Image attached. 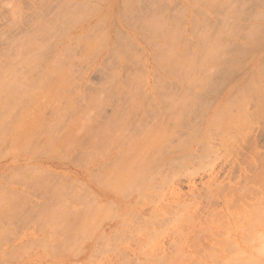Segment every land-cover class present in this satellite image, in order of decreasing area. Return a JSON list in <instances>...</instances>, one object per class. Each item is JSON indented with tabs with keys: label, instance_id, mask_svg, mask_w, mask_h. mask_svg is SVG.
<instances>
[{
	"label": "rangeland",
	"instance_id": "374dc122",
	"mask_svg": "<svg viewBox=\"0 0 264 264\" xmlns=\"http://www.w3.org/2000/svg\"><path fill=\"white\" fill-rule=\"evenodd\" d=\"M201 1L200 0H120V2L125 3V5H123L122 3L120 4L121 10L123 8H126L125 12H124L125 17L123 16L124 19L118 18L116 20L117 22L113 19L114 22H112V20H108L106 18V16L104 17V15H103V17L106 20L101 17L102 14H105L104 11L106 10L110 0H0V71H3L4 72L3 74L7 75L10 78V80H8L9 78L7 77L8 78L7 80L10 81V84H9V82H7L9 85L3 84V82H2V84H0V87H1L0 94L3 95V96H0V132H1L0 138H1V136H2V138L4 137L3 138L4 141H2V138L0 139V190L2 191V192L0 191V264H112V263L113 264H131V263H133V264H147V263L150 264L151 262H152V264H154V259H155V263L158 262V264H162L163 260L162 261H161V259L159 260L162 263H159V261H156V259H158L157 255H161L160 253L163 251L164 252H170L171 251L170 248H173V252L175 251V249H178V251L182 250L181 252L184 253L183 256H180L177 254L178 251L177 252L175 251L176 252L175 256L178 255L177 260L178 261L181 260V262H179L178 264H264V249H263L264 248V242H263L264 239L261 240L264 237V230H263L264 229V224H263L264 222H261V220L263 221L264 218L261 219V217L258 216L260 219L256 220L255 218L257 215H255V216H253L254 219H250L249 221H246L249 218H247L246 215L243 216V218L240 220L241 223H243V224L240 223L242 226L238 223V225H239L238 228H236V226H237V224H236V226L233 227L235 229L232 228L230 231V233L235 232V234L239 237L238 238L239 240L237 239V241H235V243H234V241H231V244L233 243V246L231 245V247L232 248L234 247V249H232L229 245V247L232 250L230 248H229L230 250L229 249L226 250L224 243L227 244L228 240L226 242L223 241V245L222 244L220 245V243H218V245H217L215 243L217 238L219 240V239H221V237H223V235H220V236L213 235L216 233V230H217V228H215L213 226L212 227H213V229H215L214 230L215 233L213 231V234H212L213 229L210 227L211 226V221H210L211 219L210 218H213V216H211V215H213L214 212L218 213L217 210H219L221 208L223 211L222 214L224 213V215L226 213H229L230 215H232L233 214L232 212H234L235 215L239 214L240 212L243 213V210L241 211L240 209H244L246 207L248 208V204H250V202H251V200L249 198H248L249 199L248 200L246 197L251 196L250 193L253 191V189L254 188L256 189L259 185H262V182L259 183V185L254 186V185H251L252 184L251 181L249 183L243 182L244 181L242 179L243 176L240 178L242 171H239V168H237V167L243 166V164L245 165L246 162L243 163L244 162L243 160L250 162V159H249L250 154L248 153L247 150H242V152L238 150L239 153H235L237 151V149L233 150L234 146L229 145L228 147H229L230 151H228V147H226L225 151L228 154L225 151H224L225 152V154H224L223 153L224 149L221 150L219 147V148H217L218 149V151H217L218 155L222 152L223 153L222 159L225 155H227L226 159L229 161L225 162V160H224L225 158H224L223 161H222V159L221 160L216 159L218 162L216 161L217 163L216 162L212 163V161H211V160H213V157H211V156H213L212 147L210 149L209 145L212 144V142H211V140L213 138L212 136L215 137V134L214 135L210 134V133H213V131L211 132V130H213V128L211 129L209 122H208L209 121V115H210L209 108L211 107V105L215 101L219 100V97L224 93V89L226 88V86L229 83H234V82L239 83V81L240 82H247L250 80V78H253V80H252V82H250L251 81L250 80L249 83H253L254 81L255 82L264 81V70H263L264 69V34H263L264 33V0H225V1L220 0L221 3L217 2L218 4L215 3L214 5L209 1L210 2L209 5L211 4L209 7L207 5L204 6L205 4L208 3L207 0H203L204 3L203 2L200 3ZM65 9H66V11H65ZM79 11H81V13ZM84 15L85 16L87 15L86 16L87 18L84 17V19H82V17ZM80 16H81V18H80ZM78 17L80 19H76ZM99 17L104 19V21L101 22L99 20L100 23L98 22L99 24H101L100 25L101 29L99 27V24L97 23L98 19H101ZM77 20L78 21L82 20V22L79 21L80 22L79 23ZM223 21H225V22H223ZM94 23H96V24H94ZM148 23H150L151 25ZM160 23H161V25H160ZM96 25H98V27ZM158 25H159V29H158ZM221 25H224V27L222 26L223 27L221 29L222 31L220 30ZM161 26L163 27V29H162L163 31H165L164 29L166 28L168 33H169V31L170 32L174 31L176 33V34H174L175 37H173V39L175 38V45H174V43L169 45V46H171V50L174 49L177 51H181L182 47H183V49L186 47L194 48V45H197V47L195 46L196 48L200 49V47H201V49H202L204 47V44H207L206 45L207 47L205 46L204 48H206L205 50L209 49V59H207L209 61V64H208L209 74L207 77L209 79L208 80L209 87L205 86V85H207V82L205 83V81H204L202 83V85H200L202 87L198 86V88L200 89V90L198 89V91L195 90L197 87L194 89L195 91H193L192 90L193 88L190 87V85H189V87L192 89H187L186 85L188 83L185 82L186 80L184 81L186 83V85H185V83H182L181 80H179L180 77L178 75L170 74V71H168L166 69L161 72V68L160 69L158 68L159 65L157 67V64H159V62H161V63L166 62V58H165V56H163L161 54V52H165V50H170V47L168 46V44H170L172 42V41L171 42L168 41V37L166 40L167 42L165 41L166 38L164 36L168 35V34H165V32H164V36H163V31L161 34V30H160ZM259 26H260V29H259ZM254 27H258V28H254ZM153 28H157L158 32H155L157 30L153 31ZM33 30L34 31L40 30L39 33H38V31H36L37 34L34 32L35 33L33 36L34 38L32 37V40H31V45H32V43H33L32 41H34L33 39L36 38L33 45H35V46L37 45L36 47L38 50L35 49L38 51V52H36L37 53L36 56H38V53H40V55H39L40 61L39 60H36L34 62L32 61V63H34L36 65V69L32 65H30L28 62V64L34 68L32 71V70H29V68L27 69V67H29V66L25 67L26 68L25 69L24 68L25 65L23 66L21 64L23 61L25 62V60H23L24 55H22V54H25V56H26V53H28V52H24L25 51L24 49L28 48L27 46H29V47L31 46L30 43H29V45H27V44L25 45V43H26V41L28 43L29 39H27V37L31 33V31H33ZM102 30H103V32H101ZM250 30H252V31H250ZM253 30H255V31L258 30V32L260 30V33L255 32ZM98 31H99V35H98ZM199 31H201V32L205 31V34L206 35L208 34L207 37L209 38V41L205 39L206 40V43H205L204 42L205 40H202L201 38L198 39L200 36L196 37V35H197L196 33H200ZM224 31L225 32L227 31V33H224ZM100 32L104 33L103 35H105V36L103 37ZM157 33H159V34H157ZM202 33H201V35H202ZM251 33H253L252 34L253 36L250 35ZM32 34H33V32H32ZM62 34H64L65 36L63 35L64 36L63 37ZM118 34H119V36H117ZM120 34L121 35L123 34L124 36L123 35L121 36ZM247 34L252 37V40L250 39L251 41H249ZM256 34L260 35L259 36L260 39L258 38V36ZM114 35L117 36L118 39H115ZM152 35L156 39L152 38L153 40H150L151 39L150 37ZM246 35H247V38H246ZM23 37H25V38H23ZM30 37H31V34L29 35V38ZM93 37H96L98 41L97 40L92 41L94 39ZM124 37H127V38H124ZM251 37H249V38H251ZM104 38L105 39L107 38L106 41H104L105 40ZM245 38L248 40H246ZM254 39L255 40L259 39V41H257V43H256ZM36 40H37V43L35 44ZM100 40L104 41L103 45L101 44L103 42L102 41V42H100V45H96V47L93 46V42H96V44H99ZM154 40H155V42H154ZM207 41H208V43H207ZM21 42H23L24 45ZM55 42L58 44H56ZM202 42H204V43H202ZM155 43H157L158 45L157 44L154 45ZM19 44H22V47L24 46L23 47L24 49L22 47L20 48ZM38 44H39V47H41V49L38 47ZM33 45H32V51L34 50L33 48H36ZM53 45H55V46H53ZM94 45H95V43H94ZM110 45H112L111 48L108 47ZM198 45L200 47H198ZM62 46H63V48H66V49L64 50L62 48ZM99 46H101V47H99ZM92 47H94V48H92ZM209 47H211V48H209ZM204 48L202 50H204ZM218 48H219V50H218ZM18 49L20 50V53H19ZM30 49H31V47H30ZM30 49L28 48L30 53L33 54ZM189 50L191 51V49H189ZM189 50H186V51L189 52ZM17 51H18L19 55H18ZM21 51H22V53H21ZM63 51H66V52H63ZM55 52L56 53L58 52V54H59V52H60V54H62L61 52H63L61 57H62V60H64V61H62L61 63L66 62L65 64L63 63L64 65H66L65 67H67V69H64V70H65V73L68 71L66 73L67 75L70 71V73H69L70 80L68 82L67 79L69 77L67 75H65L67 77V79H65V80L68 83L66 86V90L64 87H63L64 89L59 88L61 90L59 92L64 91V95H63L64 97H62V95H61L60 99H59L60 102L58 100L55 103L58 102V103H60V105L53 103V104H50V106L53 107V105L55 104L56 106L58 105V107L59 106L62 107L63 104L65 105V102L68 105L70 104L72 106L71 109L67 106L66 107L69 110V112L67 111L68 113L72 112L70 110L75 109L72 114L69 115L67 113L68 114L67 117L63 116V115H65V113L61 112L62 109L65 107L63 105V108H60L61 110L58 109V111L60 110V113H62V114H59L61 116H59V115H57V116L61 117V119H62L61 121H64V119H65V121L67 120V122L69 119H73V121H74V118H78L79 120L78 119L77 120L80 122L79 124H82V126H80L81 129H84L82 127L85 124H87L86 121H88V120H83L84 118L87 117V115H85V114L82 115L83 111L84 112H88L87 110L91 111V114H90V111L88 113L91 115L90 119L91 120L93 119L92 120L93 124H91L92 122H89V121H91V120H89L88 124L90 123V127L88 128L85 125V127L88 128L89 131L86 130L85 133L79 132L80 134L77 132L76 134H78V136H75V133H73L74 134V136H73L72 132L70 131L72 126H75L74 128H76V126L79 125L78 121L76 119L75 120H76L78 125H75V123L72 122V120H71L70 122H72L73 125H70L71 126V127L69 126L70 129L67 130L66 129L67 127L65 126L66 127L65 128L62 125V124L65 125V123H60V121H58L59 118L55 119V117L57 118V116H56V114L53 113V109L49 106V101H47L48 105L44 103V101H46V99H44L46 97L45 95H44L45 96L44 97L43 95H41V93L40 94L38 93L39 95L43 96L41 99L39 97V100H37L38 102L43 100V102H39V105L37 106V108L40 111L36 108V106H34L35 108L32 107L33 104L37 105L36 103H34L32 101V99H34V98L31 99V97H33L32 94L30 93L31 96H29V98L27 96V95H29L30 91L35 90L34 87H36V89H37V86H34V87H31L33 89L30 90L31 88H30L29 84L30 85L31 84L36 85V82H37L39 87H42V85H44V82L47 78L44 80L45 77L43 78L42 74L44 76H46L47 75L46 72L47 73L50 72V71H48L50 66H52L55 71L58 70V72H59L61 70L59 68L62 67V64L58 63V61H56L58 58V55ZM188 54L186 55V57L189 56ZM55 55H57V58ZM15 56L17 58H19V57L20 58L17 60V58ZM34 56H35V52H34ZM53 56H55L56 59H54ZM159 56H160V58H158ZM29 57H31V56H26V58L28 60H29ZM27 59H26V61H28ZM35 59H36V57H35ZM155 60H157V62H158L157 64H156ZM60 64H61V66H59ZM260 64H262L263 66L261 67ZM48 65H50V66H48ZM20 66H22L23 68ZM19 67L22 70L19 69ZM55 67L58 69H56ZM164 67H166V66H164ZM164 67L162 69H164ZM63 68H64V66L62 67L61 72L63 71ZM154 68L157 72L154 71ZM257 68H258L257 74L252 73V75H250L251 70H254V69L257 70ZM38 70H39V72H37ZM44 70H46V71H44ZM50 70H51V68H50ZM24 71L28 77L24 75ZM27 71H30V73L28 72L30 75L27 73ZM40 71H42L41 72L42 74L39 75ZM55 71L51 70L52 73H50V74L48 73V75H51V74L53 75V72L56 75V73H58V72L55 73ZM189 71L187 72V70H183V74L187 78H189L191 74H196V75L202 76L204 73V72L202 73L203 70L202 71L200 70L199 72L198 71L197 72L196 71L195 72L194 71L189 72ZM21 72H22V74H21ZM157 73H158V75H157ZM0 74H2V73L0 72ZM155 74H156V76H155ZM34 75H36L35 78L37 80L35 78H32V77H34ZM48 75L46 77H48ZM159 75H160V77L158 78ZM187 75H189V76H187ZM135 76H138L139 80H136ZM30 77L32 79L29 80ZM55 77H52V78H55ZM59 77L60 76H58L57 79H59ZM62 77H63V81H64V74ZM134 77H135V79H134ZM24 78H26L27 81H30V82H27L26 80H24ZM52 78H49L50 80L45 82L46 88H47V86L50 85V84L48 85V82L51 81ZM3 79H4V77H3ZM42 79L44 80V82ZM53 81H54V79H53ZM56 81L58 82V80H56ZM61 81L59 79V82L57 84H59ZM131 81H132V83L135 82V84H136V82H137V83H140L141 85L135 86V84L133 85L131 83ZM52 83H54V82H52ZM181 83L183 85H181ZM220 83H222V84H220ZM153 84H155V85H153ZM214 84H216V85H214ZM6 85L8 86V88ZM19 85H21L22 87ZM24 85L26 86V89H25ZM53 85H55V84H53ZM137 86H138V88H137ZM23 87L25 90L23 89ZM52 87H54L53 89L57 88L56 86H52ZM134 87H136V89ZM212 87L214 88V90L212 89ZM46 88H44V89L47 90ZM158 88H160V89H158ZM219 88H221L222 90L221 89L219 90ZM2 89L5 90V91H3L4 94H2ZM15 89H17V91H15ZM157 89L159 90V93L161 92V89H162V93L159 94ZM148 90L150 93L148 92ZM216 90H219V91H216ZM22 91H24V92L21 93ZM25 91L26 92L29 91V92H27V94H25ZM42 91H44V90H42ZM55 91L58 92L57 90H55ZM35 92L34 93L32 92L33 95L35 94ZM48 92H50V91H48ZM143 92H145V93L147 92L149 94L146 93L147 94V96H146V94L145 93L143 94ZM51 93L54 94V92H51ZM43 94H45V93H43ZM48 94L49 93H47V98L49 100L52 97L50 96V94L49 95ZM156 94L157 95L159 94L158 95L159 97ZM212 94H214V95H212ZM56 95L58 96V94H56ZM68 96H71V97H69L70 100H69V98H67ZM91 97H93L94 100L97 98L96 99L97 102L95 101L97 103V105L93 104L92 101H94V100L90 101ZM130 97H131L132 101L134 100L133 103L131 102V104L129 103L131 101ZM141 97H142V99L143 98L144 99L142 100ZM211 97H212V100L214 98V100H215V101L213 100L214 102L212 100H210ZM57 98H59V97H57ZM177 98H179V99L185 98V99H190V100L192 99V101H194V100L195 101H194L193 105H192V103H190L192 106H190V107L186 106L187 108L184 109L182 104H185L184 103L185 99H183L184 102L182 103L181 102L182 100L177 102L178 100H175ZM36 99H38V98H36ZM52 99H54V101H55V97H53ZM139 99L141 102H143L142 103L143 106L141 105V102H139ZM170 99H173L177 103H179V104H176V107L174 106V109H176L175 112L173 111V107H169L170 101L173 102V100H170ZM167 100H169V101H167ZM4 101L7 102V105H10V104H8L9 101L10 102L13 101L14 106H16V105L23 106L22 107L23 111L24 110L27 111L26 108L27 109L29 108V110H28L29 113H27V112L26 113L27 114L31 113L30 115H34L33 113H35V114L37 113V112H33V111L37 110L39 113H41V111H42V113L47 117L48 123L45 124L47 119L45 120L44 118H46V117H44V118L42 117L45 120V122L41 121V123H43L44 125L39 124V122H38L39 125L44 126L40 129L41 132L39 131V128L37 129L38 133L34 132V133H36V137L38 135H40V133L42 134L40 137L39 136L37 137L39 141L36 139V137L33 133H32V135H33V140H32L31 135H29V132H27L28 131L27 126L30 125V124L28 125L27 123L30 122L31 125H33L34 121H32V120L34 117L36 118V116H30V118H28L29 115L25 116L24 114L21 113L22 112L21 106H16V108L14 107L13 109H9L11 106L10 105V106H7L8 107V109H7V107H4L5 106L4 104L6 103ZM17 101L20 104H17ZM34 101H35V99H34ZM70 101L72 102V104ZM52 102H53V100H52ZM189 102H190L189 100L186 101V103H189ZM137 103H140V105L142 107L141 106L138 107L139 104H137ZM173 103H175V102H173ZM210 103H211V105H210ZM168 104H169V106H168ZM172 104H171V106H172ZM55 105L53 108H56ZM129 106L130 107L132 106V107L129 108ZM168 107L170 110H172L173 115H171V111H168ZM4 109L11 110L12 113H10V112L6 113V110H4ZM18 109L21 110V112L19 111V114H15V112L18 111ZM34 109H36V110H34ZM85 109H87V110L85 111ZM130 109L132 110V112L130 111ZM54 110H56V109H54ZM58 111H56V113ZM63 111H64V109H63ZM64 112H66V110ZM8 113H10L9 116H11V118H10L11 120L8 119V116L6 118L4 117ZM79 113L81 114V116L78 115ZM120 114L122 115L121 118H124L123 119L124 121L122 120L123 123L120 126L121 128L117 129L115 126V123H111V122H112V119H114V118L115 119L118 118L119 120H121V118H119V116H121ZM37 115H38V117L44 116V115L40 116L39 114H37ZM84 115L86 117H84ZM68 116H70V117H68ZM82 116H83V118H82ZM171 116H173V117L176 116L177 117V118L175 117L176 120L175 119L173 120V117H171ZM3 117L5 119H3ZM14 117H15V119L18 118V120L21 122L26 121L25 124L24 123L22 124L19 121H17L16 123H17L18 127L21 129L20 133L21 132H22V134L25 133L29 137L30 143H28V141L25 140V138H23L24 136H22L21 134L20 135L22 136V138H20V139H23V140L19 139V137H20V136L18 137L19 129H17L15 126L14 127L18 131H15V129L11 128L12 129L11 132H9V133L3 132L2 133L3 129H5L6 131L7 130L9 131V129H10L9 126L11 127L12 124L16 125V123H13L15 120ZM38 117H37V119H38ZM35 118H34V120H35ZM26 119H28V120L32 119V120L28 121ZM12 120H13V122H11ZM39 120H40V118H39ZM56 120L61 125L60 124L58 125ZM108 120L111 121L110 123L112 124V126H115L114 128L117 129V130L116 129L114 130L113 133L114 134H115V132H117V133H116V135H113V136H115V137L117 136L116 138L114 137V139H117L119 143L116 142V143H118V144H116L115 142H113L115 140H112L113 139V138H111V137H113L112 135H110L111 137L109 138V141H112L115 144V146L111 142H108V141L105 142L106 143L105 145H104V141H98L97 135L98 134L100 135L99 136V140H100L102 137L101 132L104 134V132H103L104 130L103 131H97L98 128H96L95 130H96V132H98V134L96 135V132L94 134H92V132H91V134L93 135L92 138H91V136H88V134H87L96 126L100 127V128H103L102 127L103 125L108 127L106 124H108L110 126L111 124L107 123ZM9 121H10L11 125L7 126V124H9ZM84 121H85V124H84ZM70 122H69V124H71ZM113 122H115V121H113ZM119 122H121V121H119ZM2 123L4 125L6 124L5 125L6 128L4 127V125ZM51 123H52V126L56 125L58 129L54 128L56 126H53V127L48 126ZM116 123H118V122H116ZM125 123H126V125H125L126 127L124 126V129H123V125ZM118 124H120V123H118ZM36 125L34 124V126H36ZM91 125H95V126H92L93 127L92 128ZM143 125L144 126L146 125L147 127L150 126V127H148L150 129L152 126L154 128H156L157 125L159 127H162L164 125L163 127H165L164 129L167 131L166 133H167L168 137L164 135V137H167V138H165L166 139L165 140L164 137L161 136V137H163V140H165V142L163 141L162 145L158 147V149H157L158 153H156V154L153 153V152H157L154 149H153L154 151L146 150V152L148 151L151 153V154H149L147 152L148 153L147 155H150L148 157H151L152 154H155V155H153V157L156 155L159 157L161 155V157H160V159L158 157H155L156 159H158L157 160L158 164L153 162L151 164L153 167L150 165L152 168H154V166H157L156 170H154V169L150 170L151 172L153 171L154 173L153 172L152 173L149 172L150 174L147 173L148 175H150V177L145 174L147 176V177H144L146 180L143 179L142 176H145V175L142 172L138 176L139 180H141V178H142L141 183L138 182V180L135 181V179H134V181H135L134 184L136 182H138L134 186V191L137 190V188H138V191L140 193H142L145 190L142 194H140V193L137 194L138 191L134 192L133 189H130V190L128 189V188H131V186L134 184L131 183L132 185L127 188L128 189V192H127V189L125 190V187H124L126 183L125 184L123 183L124 188L121 187V185H120V187H119L120 189H118V187H114V186L118 185L117 180L115 178H113L112 175H109L110 178H108L107 176H108L109 171H112V168L113 169L115 168L116 162H118V164H119V161L123 157L122 156L119 159V161L118 160L116 161L117 157L115 155L120 156L119 153L124 152L125 154H127L126 156H129L128 154H131V153L133 154V156H136V155H134L135 153H133V152L136 151L137 149L136 150L129 149L131 147V144H130V147L128 146L129 141H130L129 139H132V137L136 136V138H138V140H136V141H141L144 137L145 132H147V131L143 132V130H145ZM30 126L28 127L29 130L34 128L33 126H32L33 128H30ZM46 126H48L50 129L52 128L51 131L52 130L53 131L50 133V134H52L51 135L52 137H54V135L57 134L55 132V130H58L60 132L59 137L62 136L61 138H63L62 139L63 144L61 143L60 145H58V143H60V141H62V140H60L61 138L57 139L58 143L56 141V138H59L58 135L56 136V138H54V140L56 141V143L58 145V148L60 147L58 150L56 149L57 152L55 151L56 152L55 154L53 152H54V147L56 146L55 145L56 143L53 144L54 146L52 145L53 148H51L52 147L51 146L52 143H51L50 147L47 146L49 148V150L46 149L47 148L46 144L51 142L50 141L51 138L50 139L47 138V137H50V136H48L49 134L45 133L43 135V133H42L43 130H46L49 133L50 129L48 128L49 129L48 130ZM112 126H111V128H113ZM140 126H143V127H140ZM23 127H25L27 131ZM45 127H46V129H45ZM147 127H145V128H147ZM159 127H158V129H159ZM163 127L161 129H163ZM90 128H92V129H90ZM108 128H110V127H108ZM111 128H110V130H111ZM104 129L106 130L107 128L104 127ZM158 129H156V130H158ZM34 130H36V129H34ZM108 130L109 129L106 130L107 133H108ZM118 130L121 132H118ZM154 130L151 132H154ZM165 130H164V132L162 131L163 132L162 134H165ZM13 131L15 132V134L18 133L16 136L19 139V141L17 140V138H16L17 141L14 140L16 136L12 137V134L15 135L14 133H12ZM46 131H44V132H46ZM59 132H58V134H59ZM149 132H150V130H149ZM2 134L3 135L5 134V136L7 135V137L5 138V136H3ZM10 134H11V139H10ZM108 134H107V136L109 137ZM26 135H25V137H26ZM94 135L97 138H95ZM93 138L97 139L98 142L92 141V140H95ZM217 138L218 137L216 136V138L215 139L213 138V139L216 140ZM35 139L37 140V142L35 141ZM102 139H103V137H102ZM106 139H107V137H106ZM157 139H156V142H157ZM218 139H217V143H218ZM256 139L258 140V146H259L258 148L260 150H262V145L264 144V134L259 133L258 136L256 137ZM40 140H43V142ZM7 141H9V142H7ZM22 141H24V142L27 141L25 144L27 145L26 147H28L29 150L25 146L22 147L24 145V144L23 145L21 144ZM32 141L33 142L35 141V145L29 147L30 145H32V143H31ZM161 141H162V139L160 140V143H161ZM182 141H185V143L184 142L183 143L185 144L184 147H186V148L183 147L184 150L179 148V149H181V150H179L177 147H180L179 144ZM39 142L42 144H40ZM45 142H46V144H45ZM64 142H65V144H64ZM178 142H180V143H178ZM37 143H39V146H42L43 148L42 147L40 148ZM109 143L111 144V147H110ZM136 143H133V145ZM18 145H19V148H17ZM20 145H22L21 147L23 149L20 147ZM91 145L93 147L95 146V148H96V149L94 148L95 151L90 149L92 147ZM156 145H157V143H156ZM158 145H160V144H158ZM212 145H210V146H212ZM35 146H37L38 148ZM157 146L155 148H157ZM174 146H176V147H174ZM88 147H89V150H92L91 153L94 152L93 155L95 157L91 153L89 154V152H85V151H89V150H87ZM217 147H218V144H217ZM50 148L53 150V151L51 150L52 154L50 153ZM103 148L105 150H102ZM34 149L40 150L42 153L40 151L38 152ZM26 150H28V151H26ZM130 150L133 152L129 153ZM150 150H152V149H150ZM98 151H102L103 153L101 152V154H100ZM116 151H119V152H116ZM139 151L137 150V153ZM143 151H145V150H143ZM140 152L143 153L142 151H140ZM244 152H246L245 155L248 154V156H249L248 159L244 155H243V159H242V154H244ZM85 153H87V155ZM141 153L139 155H137V157H140L141 161H145L147 158L144 156V154H141ZM125 154H124V157H125ZM239 154H241V155H239ZM263 154H262V156H263ZM91 155L94 158L91 157V159H90ZM131 155H130V157H131ZM173 155L174 156L177 155V156L174 158ZM180 155H182V156H180ZM186 155H187V157H186ZM85 156L87 157V159H85L86 158ZM178 156H179V158H181L180 160H179ZM228 156H230L231 159H234V160H232V162H231L230 157L227 158ZM237 156L241 157V158L238 160ZM182 157H184V158H182ZM244 157H245V159H244ZM134 158H135V160L133 162L135 164L136 161H138V160L136 157H134ZM144 158H146V159H144ZM173 158H174V160H173ZM217 158H218V156H217ZM219 158H221V157H219ZM110 159H112V161ZM123 159H122V162H123ZM152 159L149 158L148 161H150V160L154 161ZM156 159H155V161H156ZM182 159H184L183 162H182ZM113 160H114L115 164H114ZM240 160H241V162L239 163ZM174 161H175V164H173ZM233 161H236L235 162L236 165L239 163L237 165V167H235V169L236 168L238 169L236 171H234L235 169L233 167L234 166ZM107 162H109L108 163L109 165H107L108 167L106 166ZM161 162H164V163H161ZM166 162L169 166L166 164ZM221 162H223L222 163L223 166L221 165ZM226 163L228 165L229 164L230 165L228 166ZM110 164H112V165L114 164L115 166L111 165L112 166V168H111V167H109ZM118 164H117V166H118ZM134 164H133V166H134ZM137 164H138V162H137ZM170 164H171V166H170ZM211 164H212V166H211ZM247 164L248 163H246L245 167H248L249 164L248 165ZM119 165L121 167L122 165H124V162H123V164H119ZM160 165H161V167H159ZM226 165H227V167H226ZM214 166H216V169L217 168L219 169L221 166L223 167V169H221L220 173L218 174L220 179L218 177V179L216 181L219 180L221 185L224 182L227 183L225 191L228 187V184L230 185L231 181H232L231 182L232 185H234V186L233 187L229 186V187L234 188V187H237V186L239 187L240 185H242L241 180H243L242 181L243 183H245L247 185L249 184L248 187L250 189L246 188L247 185H244V184L242 185V186H246L244 188L249 189L251 191V192L246 191L249 195L244 198V194L246 192L245 193L242 192V190L244 189L242 187L243 189L240 190V192H242V195L239 194V197L242 196L243 199L241 197H240L241 198L240 199L237 196L239 192L236 193L237 192L236 191L235 193L237 195L234 194L235 195L234 196L232 193L235 190L232 189V191H231V189L228 187L230 189V194L227 195L228 202L231 203V202H234L236 200L234 202L233 206H230V208H227V204H226V207L224 205V208H226V209H223L222 200L220 203L221 205L220 204L215 205L212 202V199L208 193L210 184L211 183L213 184L212 177H211L212 175H210L209 173L213 174L212 171L214 169ZM251 166L252 165L249 166L250 170L252 168ZM128 167L130 168V165H128L127 168ZM137 167H135V168H137ZM149 167H148V171H149V169H152L151 167L150 168ZM228 167H229V169L231 167V169L229 170ZM123 168L125 169L126 167L124 166ZM127 168H126V170H127ZM159 168H160V170H159ZM92 169H94V170H92ZM172 169H174V170L172 171ZM13 170H14V172H11V174H9L10 171H13ZM114 170L116 171V169H114ZM227 170H228V173L227 172L225 173V171H227ZM231 170H233L237 175L234 174L233 171H232V173H230ZM250 170L246 172V175L247 174H249L251 176L254 175V173L252 171L251 172L253 174H251ZM252 170H256V168L252 169ZM6 171H7V174H6ZM23 171H24V173H23ZM25 171L26 172L28 171L27 175H26ZM89 171L92 172L91 175L89 174L90 173ZM95 171H97V174L99 175L98 177H97V174ZM120 171H121V169H120ZM261 171L258 172L256 170L254 172H255V174H256V172H258L257 173L258 176L259 175L264 176L263 175L264 170H261ZM51 172H52V174H51ZM98 172H100L101 174H99ZM222 172L225 175H222L221 174ZM19 173H21L22 175ZM37 173H39L38 174L39 177L36 176ZM102 173H103V175H105L104 173H106L107 175L103 176ZM239 173H240V175H239ZM242 173L244 175V172H242ZM119 174H120V172H119ZM155 174L157 175V177L155 176ZM230 174H232V176ZM101 175H102V177H105L104 180L108 179V181H109V179H110L111 180L110 184L108 183V181L105 180L107 183L105 182L104 184H106V185H104L102 182L101 183L103 185H101L100 181H103V180L101 178H100L101 180L98 179ZM118 175L116 174V176H118ZM121 175H123L122 177H125L123 172L121 173ZM126 175H127V172H126ZM164 175H165V177H164ZM35 176L37 177V179ZM152 177L154 179L151 180L150 178H152ZM210 177H211V179H210ZM222 177L224 180H222ZM228 177H232L233 179L230 180V178H228ZM91 178L92 179L96 178V182H94L95 180L94 179L92 180ZM119 179L121 180V178H119ZM237 179H238V181L240 180L239 181L240 185L236 186V184L238 182V181H236ZM97 180L99 181V183L97 182ZM143 180H145V181H143ZM221 180H222V182H221ZM261 180H263V179H261ZM239 182H238V184H239ZM99 184H100V186H98ZM152 184L155 187H152L153 186ZM163 184H165V185H163ZM108 185H110V186H108ZM111 185L115 188V190L122 191V189H124L125 191L123 190V192H122L123 194L122 193L119 194L117 192H120V191H114L112 189L113 187H111ZM127 185L129 186V184H126V187H127ZM221 185L219 186V188L223 189L222 187L225 186V184L222 186ZM102 186H105L107 188L102 187ZM148 186H150L152 188H150ZM135 187H136V189H135ZM142 187H145V188H142ZM260 187L264 188L263 186H260ZM86 188H87V190H86ZM262 188L258 187V190L263 191V192L261 191L262 195H260V196H262L264 199V190ZM131 190H132V193H130ZM21 192H23L24 194ZM86 192H88V193H86ZM151 192H152V194H150ZM222 192L224 193V189ZM228 192H229V190H228ZM228 192H227V194H228ZM3 193H5V194H3ZM58 193H59V195H58ZM62 193H64V194H62ZM155 193H157V194H155ZM63 195L64 196L66 195L65 198L63 197ZM121 195H123V197ZM236 196L238 199L236 198ZM23 197L25 198V201H24ZM192 197L195 199H193ZM231 198H233V199L231 200ZM27 199H29V200H27ZM108 200L109 201L111 200V202H112V203H109L111 205V207L108 204V202H109ZM245 200H247V202H249L247 205L244 204ZM20 201H23V202H20ZM184 201H185V203H183V205H181V203ZM187 201H190V202L187 203ZM65 203H67V204H65ZM262 203H260V204L262 206H264ZM101 204H102V207H100V208H102V210H104V207H106V210L108 209L109 211L111 209V211H110L111 213L110 212L108 213V217L105 216V218H108L107 220H105L103 218L104 220L101 219L102 221H100V219H98V218H100L101 214H102L101 217H103V215L105 214L104 212H106V210H105L104 212L101 211L102 213H100L101 209L99 210V208L97 206L98 205L101 206ZM260 204H259V206H260ZM180 205H181V208H180ZM186 205L187 206L189 205V206L187 207ZM213 205H215V206L212 207ZM262 206H260L261 208H259L260 210L259 209L258 210H259V212L261 211L260 213L263 212L262 214H264V211H262V210H264V207H262ZM109 207H110V209H109ZM183 207H185V208H183ZM63 209H67L68 212H66V214H64V215H60V213L61 214L65 213L64 211L63 212L60 211ZM173 210H177V211H173ZM225 210H227V211L225 212ZM83 211H84L86 216L83 215ZM91 211H92V213H91ZM95 211L96 212L99 211V213L97 214V217H94V215H93V213H96ZM219 211H221V210H219ZM41 212H42V215H40ZM125 212H127V213H125ZM52 213H53V215H51ZM124 213H125V215H124ZM142 213H144L143 216H141ZM219 213L217 216H219L222 219L220 220L219 217H218V219L220 222L224 223L223 219L225 217L223 215H221V213L220 214ZM36 214H38V216ZM81 214L84 216V218H82L83 216H81ZM120 214H123L122 215L123 220H121L122 218L120 217ZM114 215H116V216L119 215V217L118 216L114 217ZM40 216L42 217V219H40ZM95 216H96V214H95ZM68 217H70V218H68ZM134 217L137 219H135ZM262 217H264V216L262 215ZM111 218H112V220H111ZM147 218H148V220L150 218V220L148 221ZM83 219H85V220L87 219L88 224H86L85 220H83ZM131 219H132V222H131ZM34 220H36V221H34ZM142 220H145V221H142ZM254 220L256 222L255 223L256 225H254V223H253V227H252L253 230L250 229L251 228L250 225L248 226L249 229H247V225L250 224L249 222L250 221L254 222ZM97 221L101 222V223H99L100 226H101V224L106 226V227L111 225V227L109 229V231L111 230V232L109 235L110 236L113 235L116 238H112L113 236L112 237L108 236V238L110 237V240L107 237L103 238L101 235V231H99L100 226L97 224L98 223ZM141 221L143 222V224ZM139 222H141V224ZM82 224L86 225V227L83 226ZM68 225H70V226H68ZM80 225H81V227L83 226L82 229H81ZM142 225H144V226H142ZM69 227L70 228L73 227L74 229H71V232H70ZM133 227L135 229L137 227V229L135 230ZM202 227H204L203 229L206 228L205 229V231H206L205 235H207L209 233V231L211 232V233H209L210 235L208 234L206 236L208 238L204 237L205 235L204 236L200 235V234H203L205 231L203 233H197V232L195 233L194 232V230H196V231L201 230V232H202L203 231ZM207 227H208V229L210 228L211 230L210 229L208 230ZM223 227H225V226H223V225L221 226V228H222L221 231L224 229ZM244 227H246L245 229H247V232L245 229H243ZM78 228H79V230H78ZM84 228H85V230H84ZM147 229H149V230L147 231ZM226 229L227 228H225L224 230H226ZM242 229H243V231H242ZM145 230L147 233L148 232H150V233L147 234L145 232ZM218 230H220V227L218 228ZM218 230H217V233H218ZM254 230L256 232H258L260 230L259 234L262 233L263 236H262V234L261 235L257 234L259 236L254 237L256 235L255 234L256 232ZM52 231H53V233H52ZM67 231L69 232V234L73 232V234H71V235H74V236L69 235L70 236L69 237L66 234H65L66 235L65 236L64 233L68 234ZM82 231H85V232H82ZM127 231L128 232L130 231L131 233L129 232V234H128ZM137 231H140V232H137ZM48 232H50V234ZM74 232H75V234H74ZM241 232H244V234H246V236L243 233H242V235H244L245 237L241 236ZM98 233H99V235H98ZM116 233L118 235L119 234H121V235H119V237H117L118 235ZM249 233L251 234V236L249 235ZM252 233H254V234H252ZM114 234L117 236H115ZM196 234L199 236H197ZM219 234H223V231H222V233L220 232ZM247 234H248V236L251 237L250 240H249L250 237L248 238ZM48 235H49V238H48ZM75 235H77V236H75ZM122 235H124V236H122ZM131 235H132V237H131ZM252 235H254V236L252 237ZM64 236L66 237V239ZM83 236H84V239L82 238ZM201 236H203V238ZM209 236L211 237V239ZM240 236H241V238L243 237L246 239L244 240L242 238V240H241ZM75 237H77V238H75ZM80 237L82 240L80 239ZM98 237H100V239H102V241ZM194 237H196L195 238L196 240L194 239ZM198 237H200V238H198ZM258 237H261V238H258ZM62 238H64V239H62ZM255 238L256 239L258 238L260 240H258V239L256 240ZM113 239H115V240L117 239L119 241L115 242V240H113ZM125 239H126V241H125ZM198 239L199 240L202 239V241H198ZM213 239L214 240L216 239V240L211 242V240H213ZM224 239H221L219 242H222V240H224ZM253 239H254V241H253ZM193 240H194V242H193ZM103 241H106V242H103ZM196 241H198V242L195 243ZM250 241H252V242H250ZM205 242H207V243H205ZM236 242H238V243H236ZM30 243H32V244H30ZM34 243H36V244H34ZM103 244L107 245L106 246L107 250H105L106 248L103 249L104 251H107V253L104 254L105 252H103L102 255L100 254L102 256L101 257L99 255V250H101L100 252H102L103 250L99 249V247ZM205 244L207 246L209 244V248ZM28 245H31V246H28ZM96 247H97V249H96ZM101 247L103 248V246H101ZM196 247L199 250L196 249ZM18 249L20 252L18 251ZM22 249H25V250L23 251ZM77 249H79V250H77ZM200 249H201V251H200ZM108 252H109V255H108ZM173 252L171 253L172 254L171 258L173 256L172 260H175V258H174L175 256L173 255L174 254ZM6 253H7V255H4ZM137 253H138V255H137ZM153 253L155 255H153V257H151V258H154V256H156V258L151 259L150 256H152ZM103 255H104V257H103ZM132 255L134 256V258H132L133 257ZM99 256H100V258H98ZM130 257H131V259L128 260ZM180 258H182V259H180ZM134 259H135V262H134ZM172 260L169 257V258H167V260H164V261L165 262L167 261L166 264H168V263L169 264H177V262H178L177 260H175V261H177L176 263ZM136 261H138V262L136 263Z\"/></svg>",
	"mask_w": 264,
	"mask_h": 264
},
{
	"label": "bare ground",
	"instance_id": "6f19581e",
	"mask_svg": "<svg viewBox=\"0 0 264 264\" xmlns=\"http://www.w3.org/2000/svg\"><path fill=\"white\" fill-rule=\"evenodd\" d=\"M200 1H201V0H200ZM209 1H210L213 5H214L215 3H217V2H218V3L220 2V0H207L208 3L205 4L204 6L207 5V6L209 7V6L211 5V4L209 5V3H210ZM215 1H216V2H215ZM223 1H225V0H223ZM202 2L204 3L203 0H202L200 3H202ZM121 3H122L123 5H125V3H124V2H120V0H110L108 6H107V8H106V10L104 11L105 14H102L101 17L104 18V17L106 16V18H107L108 20H112V22H114L113 19H114L115 21H116L118 18H120V19H124V17H125V16H124V14H125L124 12H125V9H126V8H123V9L121 10V8H120V4H121ZM218 3H217V4H218ZM220 3H221V2H220ZM222 3H223V2H222ZM64 8H65V7H64ZM128 9H129V8H128ZM65 11H66V9H65ZM79 12L81 13V11H79ZM79 15H80V14H79ZM103 15H104V17H103ZM81 16H82V15H81ZM81 16H80V18H81ZM86 16H87V15H86ZM86 16L84 15V16L82 17V19H84V17L87 18ZM123 16H124V17H123ZM101 17H99V18H101ZM122 17H123V18H122ZM80 18L78 17V18H76V19H80ZM102 18H101V19H98V21L96 20L97 23L99 22V20H100L101 22L104 21L105 18H104V19H102ZM105 20H106V19H105ZM77 21H78V20H77ZM79 21L82 22V20H79ZM79 21H78V22H79ZM121 21H122V20H121ZM116 22H117V21H116ZM123 22H124V21H123ZM223 22H225V21H223ZM79 23H80V22H79ZM99 23H100V22H99ZM99 23H98V24H99ZM94 24H96V23H94ZM102 24H103V23H102ZM110 24H111V23H110ZM110 24H109V25H110ZM148 24H150V23H148ZM148 24H147V25H148ZM152 24H153V23H152ZM100 25H101V24H99V27H100ZM112 25H113V24H112ZM150 25H151V24H150ZM154 25H155V24H154ZM160 25H161V23H160ZM257 25H258V24H257ZM257 25H256V26H257ZM33 26H34V25H33ZM33 26H32V27H33ZM37 26H38V25H37ZM96 26L98 27V25H96ZM110 26H111V25H110ZM155 26H156V25H155ZM162 26H163V25H162ZM162 26L160 27L161 34H162V31H163L162 29H163V27H164V26H163V27H162ZM222 26L224 27V25H221L220 30L223 28ZM156 27H157V26H156ZM225 27H226V26H225ZM112 28H113V27H112ZM254 28H258V27H254ZM35 29H36V28H35ZM35 29H34V30H35ZM39 29H40V28H39ZM66 29H67V28H66ZM97 29H98V28H97ZM100 29H101V27H100ZM105 29H106V28H105ZM158 29H159V25H158ZM259 29H260V26H259ZM261 29H262V28H261ZM34 30L31 31V33H30V34H31V37H30L31 39L29 38V35H30V34L28 35V37L26 36L27 39H29L30 41L28 40V43H27V41H26L25 45H26V44L29 45V43H30V45H31L32 37L34 36V34L36 33V31H38V33H39V31H40V30H36V31H34ZM98 30H99V29H98ZM155 30H157V28H153V31H155ZM164 30H165V31H163V36H164V32H165V34H168V35H165V36H164V37L166 38L165 41L167 40V37H168V41H170V42L172 41L171 43L169 42L170 44H168V46L171 45V44H173V43H174V45H175V38L173 39V37H175L174 34H176V33H175L174 31H171V32L169 31V33H168L167 30H166V28H165ZM223 30H224V29H223ZM221 31H222V30H221ZM250 31H252V30H250ZM250 31H249V32H250ZM253 31H255V30H253ZM261 31H262V30H261ZM32 32H33V34H32ZM34 32H35V33H34ZM101 32H103V30H102ZM101 32H100V33H101ZM105 32H106V31H105ZM155 32H158V30L155 31ZM199 32H200V33H196V34H197L196 37L200 36L198 39L201 38L202 40H205V39H206V40L209 41V38L207 37L208 34L206 35V34H205V31H202L204 34H203L201 31H199ZM255 32H258V30L255 31ZM123 33H124V32H123ZM153 33H154V32H153ZM201 33H202V35H201ZM224 33H227V31H226V32L224 31ZM258 33H260V30H259ZM36 34H37V33H36ZM101 34H102L103 37L105 36V35H103L104 33H101ZM157 34H159V33H157ZM248 34H249V33H248ZM248 34H247V35H248ZM252 34H253V33H251L250 35L253 36ZM263 34H264V33H263ZM63 35H64V34H62V36H63ZM98 35H99V31H98ZM120 35H121V34H120ZM122 35H123V34H122ZM122 35H121V36H122ZM247 35H246V38H247ZM256 35H257V34H256ZM35 36H36V35H35ZM64 36H65V35H64ZM64 36H63V37H64ZM95 36H96V35H95ZM114 36H115V35H114ZM117 36H119V34H118ZM117 36H115V39H118ZM123 36H124V35H123ZM125 36H126V35H125ZM128 36H129V35H128ZM128 36H127V37H128ZM159 36H160V35H159ZM251 36L248 35V39H249V41L252 40V37H251ZM257 36H258V38L260 39V37H259L260 35H257ZM72 37H73V36H72ZM97 37H98V36H97ZM103 37H102V38H103ZM112 37H113V36H112ZM116 37H117V38H116ZM127 37H124V38H127ZM129 37H130V36H129ZM249 37H251V38H249ZM255 37H256V36H255ZM23 38H25V37H23ZM23 38H22V39H23ZM33 38H34V37H33ZM73 38H74V37H73ZM75 38H76V37H75ZM93 38H94V39H93L92 41H94V40L96 41V40H97L96 37H93ZM95 38H96V39H95ZM100 38H101V37H100ZM121 38H122V37H121ZM150 38H151L150 40L156 39V38H154L153 35H152ZM152 38H153V39H152ZM246 38H245V39H246ZM253 38H254V37H253ZM27 39H26V40H27ZM35 39H36V38H35ZM35 39H33V40L35 41ZM76 39H77V38H76ZM98 39H99V38H98ZM104 39H105V38H104ZM106 39H107V38H106ZM106 39H105L104 41H106ZM113 39H114V38H113ZM170 39H171V40H170ZM248 39H246V40H248ZM250 39H251V40H250ZM259 39H257V40L254 39V40H255V42L257 43V41H259ZM73 40H74V39H73ZM206 40L204 41L205 43H206ZM34 41H32V42H33L32 45L34 44ZM75 41H76V40H75ZM78 41H79V40H78ZM97 41H98V40H97ZM102 41H103V40H100V41H99V44H96V42H93V46L96 47V45H100V42H102ZM104 41L101 43L102 45L104 44ZM132 41H133V40H132ZM173 41H174V42H173ZM200 41H201V40H200ZM208 41H207V43H208ZM152 42H153V41H152ZM152 42H151V43H152ZM154 42H155V40H154ZM166 42H167V41H166ZM204 42H202V43H204ZM260 42H261V41H260ZM21 43L23 44V42H21ZM36 43H37V40H36L35 44H36ZM55 43H56V42H55ZM77 43H78V42H77ZM94 43H95V45H94ZM157 43H158V42H157ZM157 43H155L154 45H156ZM16 44H17V43H16ZM22 44H19V47H20V48L22 47ZM53 44H54V43H53ZM56 44H58V43H56ZM109 44H110V43H109ZM17 45H18V44H17ZM20 45H21V46H20ZM23 45H24V44H23ZM32 45L30 46L31 49H30L29 46H27V47L31 50V52H32L33 54L30 53V51L28 50V48H25V49H24V48H23L24 46L22 47V48L25 50V51H24V50L22 49L24 52H28V53H29V54L26 53V56H31V57H29V60H28V59H27L28 57L26 58L25 54H22V55L25 56V57L23 56V60H25V62L21 59V60L23 61L21 65H23V66L25 65L24 68L27 67V66H29V67H27V69L29 68V70H32V71H33L34 68L36 69V65H35L34 63H32V61L34 62V61H36V60H39V57H40L39 55H40V53H38V56H36V54H37L36 52H38V51H37L38 49H37V47H36L37 45H36V46L33 45V46L36 47V48H33V49H34L33 51H32ZM65 45H66V44H65ZM65 45H64V46H65ZM112 45H113V44H112ZM112 45H110V46H108V47L111 48ZM157 45H158V44H157ZM206 45H207V44H204V47H205ZM252 45H253V44H252ZM53 46H55V45H53ZM195 46L197 47V45H194V48H192V47H191V48H190V47H189V48L186 47V48L183 49V47H182V50H183V51H182V50H181V51H177V50H174V49L171 50V46H169V47H170V50H165V52H161V54H162L163 56H165V58H166V62H163V63L159 62V64H157V63H158L157 60H155V61H156L157 67H158V65H159L158 68H159V69L161 68V72H162L163 70L166 69V70L170 71V74H176V75H178V76L181 78V79L179 78V80H181L182 83H185V82L188 83L187 85H186V83H185L187 89H192V88H193V89H192L193 91H195V90L198 91V89H199L198 86L202 85V83H203L204 81H205V83L207 82V85H205V86L209 87V83H208V80H209V79L207 78V77H208V74H209V70H208V64H209V61L207 60V59H209V49L205 50L206 48L203 47L204 50H202L203 48L201 49V47H200L199 45H198V47H200V49H199V48H196ZM17 47H18V46H17ZM38 47H39V44H38ZM99 47H101V46H99ZM206 47H207V46H206ZM20 48H19V49H20ZM39 48L41 49V47H39ZM54 48H55V47H54ZM62 48H63V46H62ZM92 48H94V47H92ZM209 48H211V47H209ZM219 48H220V47H219ZM219 48H218V50H219ZM19 49H18V51H19V53H20V50H19ZM35 49H37V50H35ZM63 49L65 50L66 48H63ZM176 49H177V48H176ZM178 49H179V48H178ZM185 49H186V50L191 49V51L189 50V52H188V51H186ZM216 50H217V49H216ZM220 50H221V49H220ZM18 51H17V53H18ZM61 51H62V50H61ZM66 51H67V50H66ZM66 51H63V52H66ZM184 51H185L186 53H185ZM34 52H35V56H34ZM63 52H61V53L63 54ZM216 52H217V51H216ZM19 53H18V55H19ZM21 53H22V51H21ZM55 53H56V52H55ZM188 53H189V54H188ZM14 54H15V53H14ZM30 54H31V55H30ZM56 54L58 55V58H59V59H58V58H57V55H55L56 58H57L56 61H58V63H61L62 61H64V60H62V57H61L62 54H60V52H59V54H58V52H57ZM159 54H160V53H159ZM187 54H188L189 56L186 57ZM15 55H16V54H15ZM33 56H34V57H33ZM55 56H53L54 59H56ZM59 56H60L61 58H60ZM63 56H64V55H63ZM15 57H16V56H15ZM15 57H14V58H15ZM35 57H36V59H35ZM37 57H38V58H37ZM16 58H17V57H16ZM19 58H20V57H19ZM19 58H17V60H18ZM30 58H31L32 60H31ZM153 58H154V57H153ZM158 58H160V56H159ZM11 59H12V58H11ZM26 59H27L28 61H26ZM15 60H16V59H15ZM60 60H61V61H60ZM3 61H4V60H3ZM7 61H8V60H7ZM13 61H14V60H13ZM19 61H20V60H19ZM19 61H18V62H19ZM39 61H40V60H39ZM52 61H53V60H52ZM59 61H60V62H59ZM185 61H186V62H185ZM11 62H12V61H11ZM18 62H17V63H18ZM20 62H21V61H20ZM28 62H29V64L32 65L34 68H33L32 66H30V65L28 64ZM30 62H31V63H30ZM50 62H51V61H50ZM184 62H185V63H184ZM15 63H16V62H15ZM23 63H24V64H23ZM25 63H26V64H25ZM36 63H37V62H36ZM63 63H64V62H63ZM63 63H61V64H62V67L64 66L63 71H62L63 73L61 72L62 67L59 68V69H61V70L58 72V70L55 71V70L53 69V67L50 66V65H48V66H50V67H49V70H48V71H50V72H48V73H49V74L52 73V72H51V70H52V71H55V73L58 72V73H56V75H55L54 72H53V75L51 74V75H52V76H51V75H48V73L46 72V74L48 75V77H46L47 75L44 76V75L41 73L42 71H40L39 75L42 74L43 78L45 77L44 80L47 78V79L45 80V82L48 81V80H50L49 78H52V77H55V76H56L55 78H52V79H51V81L54 82V83H52L51 81L48 82V85H49V84H50V85L47 86V88L45 87V86H46V83L44 82L43 79H42V80H43V82H44V85L41 84L42 87H39L38 84H37V82H36V85H33V84L30 85V84H29L30 88H31V87H34V86H37V89H36V87H34V88H35L34 91H30V92L27 91V92H29V95H27L28 98H29V96H31V94H32L33 97H31V99L34 98L35 101H34V99H32V101H33L34 103L37 104V105L33 104V105H32L33 108H35L34 106H36V108H37V106L39 105V102H43V100H42V101H39V102H38L37 100H39V97H40V99H41L44 95L46 96V97L44 96V97H45L44 99H46V101H44V103L47 104V101H49V106H50V104H53V103H55L56 101H58V100L60 99V96H61V95H62V97H64V96H63V95H64V91L59 92V91H61L59 88H61V89H64V88H65V90H66V86H67V84H68V83L66 82V80H65V79H67V77H66L65 75H67L66 73H67L68 71L65 73V70H64V69H67V67H65L66 65H64L66 62H65L64 64H63ZM183 63H184V64H183ZM10 64H11V63H10ZM19 64H20V63H19ZM49 64H50V63H49ZM53 64H54V63H53ZM61 64H60L59 66H61ZM8 65H9V64H8ZM34 65H35V66H34ZM54 65H55V64H54ZM54 65H53V66H54ZM260 65H261V67L263 66L262 64H260ZM37 66H38V65H37ZM164 66H166V67H164ZM9 67H10V66H9ZM20 67H22V66H20ZM20 67H19V69H21ZM30 67H31V68H30ZM38 67H39V66H38ZM45 67H46V66H45ZM163 67H164V69H162ZM22 68H23V67H22ZM50 68H51V70H50ZM55 68H56V67H55ZM167 68H168V69H167ZM259 68H260V67H259ZM25 69H26V68H25ZM44 69H45V68H44ZM56 69H58V68H56ZM21 70H22V69H21ZM42 70H43V69H42ZM183 70H187V72H188L189 70H190L189 72H191V71H194V72H195V71H196V72L198 71V72H199L200 70H201V71L203 70L202 73H203V72H204V73H203L202 76H200V75H196V74H191V73H190V74H191L190 77L187 78L186 76H184V74H183ZM241 70H242V69H241ZM263 70H264V69H263ZM25 71H26V70H25ZM25 71H24V75L27 76V75L25 74ZM32 71H31V72H32ZM44 71H46V70H44ZM44 71H43V72H44ZM154 71H156L155 68H154ZM158 71H159V70H158ZM0 72L2 73V74H0V77L2 78V79L0 78V79H1V80H0V84H2V82H3V84H8L7 82H9V84H10V81H8V80H10V78H9L7 75L3 74V73H4L3 71H0ZM28 72L30 73V71H27V73H28ZM37 72H39V70H38ZM156 72H157V71H156ZM164 72H165V71H164ZM257 72H258V68H257V70H256V69L251 70L250 75H252V73H253V74H255V73L257 74ZM29 73H28V74H29ZM59 73H60V74L62 73V74H61L62 76H63V74H64V81H65V82L63 81V77H62ZM69 73H70V71H69ZM69 73H68V75H67V76L69 77V78L67 79L68 82H69V80H70ZM153 73H154V72H153ZM21 74H22V72H21ZM34 74H35V73H34ZM58 74H59V75H58ZM187 74H188V73H187ZM197 74H198V73H197ZM200 74H201V73H200ZM247 74H248V73H247ZM1 75H2V76H1ZM24 75H23V76H24ZM29 75H30V74H29ZM32 75H33V74H32ZM54 75H55V76H54ZM157 75H158V73H157ZM5 76H6V77H5ZM25 76H24V77H25ZM35 76H36V75H34V77H32V78H35ZM50 76H51V77H50ZM58 76H60V77L62 78V79H61V78L59 77L60 81L62 80V81L60 82L61 84L59 83L60 85L57 84V83L59 82V79H57ZM155 76H156V74H155ZM187 76H189V75H187ZM248 76H249V75H248ZM3 77H4V79H3ZM7 77H8L9 79H8ZM21 77H22V76H21ZM27 77H28V76H27ZM65 77H66V78H65ZM135 77H136V80H139L138 76H135ZM135 77H134V79H135ZM159 77H160V75L158 76V78H159ZM161 77H162V76H161ZM32 78L30 77L29 80L32 79ZM41 78H42V77H41ZM154 78H155V77H154ZM156 78H157V77H156ZM158 78H157V79H158ZM162 78H163V77H162ZM164 78H165V77H164ZM248 78H249V77H248ZM7 79H8V80H7ZM35 79H36V78H35ZM53 79H54V81H53ZM157 79H156V80H157ZM160 79H161V78H160ZM206 79H207V80H206ZM24 80L27 81L26 78H24ZM36 80H37V79H36ZM36 80H35V81H36ZM56 80H58V82H57ZM152 80H153V79H152ZM161 80H162V79H161ZM161 80H160V81H161ZM185 80H186V81H185ZM246 80H247V79H246ZM248 80H249V79H248ZM250 80H251V81H250ZM250 80H249V81L252 82L253 78H250ZM255 80H256V79H255ZM22 81H23V80H22ZM35 81H34V82H35ZM153 81H154V80H153ZM153 81H152V82H153ZM160 81H159V82H160ZM184 81H185V82H184ZM249 81H247V82H240V81H239V83H238V82L229 83V84L226 86V88L224 89V93L219 97V100H218V101H215L214 98H213V100L215 101V102H214V101L212 100V97H213V96L211 97L210 100H212L214 103L211 105V103H212V102H211V103H210L211 107L209 108V113H210V115H209V121H208V122H209V125H210L211 129L213 128V130H211V132L213 131V133H210V134H213V135L215 134V137H214V136H212V137L215 139L216 136H217L219 139L217 138V139H218V143H217V139L214 140V139L212 138L213 141L211 140V142H212L213 145L210 144V145H212V146L209 145V148L211 149V147H212V154H213V156H211V157H213V160H211L212 163H213V162H216V161H217L216 159H220V160L222 159V155H223V153L225 154V152H226V151H225V150H226V147H228L229 145H232V146L235 147V148L233 147V150H234V149H237V151L239 150V151H241V152H242V150H247L248 153L250 154V157L248 156V154L245 155L246 152H244V154H242V153H241V154H242V159H243V155L246 156L247 159H248V157H249L250 162H247V161H245V160H243L244 162L242 161L243 163H245V162L248 163V164H249V165L247 164L248 167H245V166H246V163H245V165L242 163L244 167H243V166H239V167H237V165L241 162L242 159L239 161V163H238L237 165H236V163H235L236 161H233V165H234L233 167H234V169H235V167H237V168H239V171L244 172V175H243L242 172H241V175H240V173H239L240 178H241L242 176L244 177V178L242 177V179H243L244 181L241 180V184H242V185H243V184H244V185H247V184H245V183H249V182L251 181V183H252L251 185H254V186L256 185V186H257V185H259V183L262 182V185H259V186H258L259 188H262V187H260V186H263V187H264V184H263V183H264V182H263V181H264V178H263L264 176H262V175H261V176H260V175L258 176L257 173H258L259 171H261V170H264V154H263V153H264V144L262 145V150H260V149L258 148V147H259V146H258V140L256 139V137L258 136L259 133H260V134H261V133L264 134V81H258V82H255V81H254L255 83H254V82H253V83H249ZM27 82H30V81H27ZM155 82H156V81H155ZM13 83H14V82H13ZM22 83H23V82H22ZM24 83H25V82H24ZM131 83H132V81H131ZM182 83H181V85H183ZM213 83H214V82H213ZM224 83H225V82H224ZM9 84H8V85H9ZM15 84H16V83H15ZM53 84H55V85H53ZM56 84H57L59 87H58ZM65 84H66V85H65ZM132 84L134 85L135 82L132 83ZM132 84H131V85H132ZM220 84H222V83H220ZM22 85H23V84H22ZM32 85H33V86H32ZM136 85H141V84L136 82L135 86H136ZM153 85H155V84H153ZM189 85H190V87H192V88H190ZM214 85H216V84H214ZM224 85H225V84H224ZM224 85H223V86H224ZM1 86H2V85H1ZM6 86H7V85H6ZM15 86H16V85H15ZM19 86H21V85H19ZM50 86H51V87H50ZM52 86H56L57 88L53 89L54 87H52ZM151 86H152V85H151ZM21 87H22V86H21ZM21 87H20V88H21ZM24 87H25V89H26V86H25V85H24ZM24 87H23V89H24ZM48 87H49V88H48ZM63 87H64V88H63ZM153 87H154V86H153ZM184 87H185V86H184ZM196 87H197V88H196ZM200 87H202V86H200ZM217 87H218V86H217ZM7 88H8V86H7ZM18 88H19V87H18ZM30 88H29V89H30ZM41 88H42V89H41ZM44 88H46V89H47L48 91H50V92H48V91L45 90ZM134 88L136 89V87H134ZM134 88H133V89H134ZM137 88H138V86H137ZM195 88H196V89H195ZM215 88H216V87H215ZM222 88H223V87H222ZM4 89H5V88H4ZM25 89H24V90H25ZM32 89H33V88H31L30 90H32ZM40 89H41V90H40ZM158 89H160V88H158ZM158 89H157V90H158ZM194 89H195V90H194ZM212 89L214 90L213 87H212ZM220 89H221V88H219V90H220ZM5 90H6V89H5ZM5 90L2 89V94H4L3 91H5ZM27 90H28V89H27ZM36 90H37V91H36ZM42 90H44V91H42ZM55 90H57L58 92H56ZM192 90H191V91H192ZM199 90H200V89H199ZM219 90H216V91H219ZM221 90H222V89H221ZM6 91H7V90H6ZM15 91H17V89H15ZM35 91H36V92H35ZM142 91H143V90H142ZM153 91H154V90H153ZM186 91H187V90H186ZM189 91H190V90H189ZM0 92H1V87H0ZM23 92H24V91H22L21 93H23ZM27 92L25 91V94H27ZM32 92H33V93L35 92L36 95L34 94V95H35V96H34ZM46 92L49 93L50 96H51L52 98L55 97V101H54V99H52V98L48 100V98H47V93H46ZM51 92H54V94L51 93ZM128 92H129V91H128ZM148 92H149V90H148ZM30 93H31V94H30ZM38 93H39V94L41 93V95H43V96L39 95ZM43 93H45V94H43ZM60 93H61V94H60ZM62 93H63V94H62ZM144 93H145V92H143V94H144ZM146 93H147V92H146ZM146 93H145V94H146ZM149 93H150V92H149ZM149 93H147V94H149ZM158 93H159V90H158ZM161 93H162V89H161V92H160L159 94H161ZM217 93H218V92H217ZM5 94H6V93H5ZM37 94H38L39 96H38ZM49 94H48V95H49ZM52 94H53L54 96H53ZM56 94H58V96H57ZM59 94H60V95H59ZM147 94H146V96H147ZM159 94H158V95H159ZM156 95H157V94H156ZM158 95H157V96H158ZM212 95H214V94H212ZM0 96H3V95L0 94ZM13 96H14V95H13ZM25 96H26V95H25ZM144 96H145V95H144ZM144 96H143V97H144ZM151 96H152V95H151ZM154 96H155V95H154ZM210 96H211V95H210ZM4 97H5V96H4ZM35 97L38 98V99H36ZM57 97H59V98H57ZM62 97H61V98H62ZM69 97H71V96H68L67 98H69ZM158 97H159V96H158ZM216 97H217V96H216ZM5 98H6V97H5ZM5 98H4V99H5ZM10 98H11V97H10ZM144 98H145V97H144ZM144 98H143V99H144ZM151 98H152V97H151ZM12 99H13V98H12ZM65 99H66V98H65ZM65 99H64V100H65ZM96 99H97V98H96ZM96 99L94 100V98L91 97V98H90V101L94 100V101H92L93 104L97 105V103H96L97 100H96ZM141 99H142V97H141ZM143 99H142V100H143ZM183 99H185V98H180V99L177 98V99H175V100H178L177 102H179L180 100H182L181 102L183 103V102H184ZM50 100H51V101H50ZM52 100H53V102H52ZM69 100H70V98H69ZM130 100H131V101H130L129 103H130V104H131V102L133 103L134 100L132 101L131 97H130ZM170 100H173V99H170ZM175 100H173V102H175V103H173V102L170 101V106H169V104H168L169 107H173V111H174V112H175V110H176V109H174V106L176 107V104H179V103H177ZM188 100H189L190 102H189V103H186V101H188ZM13 101H14V100H13ZM13 101H11L12 103H11L10 101H9V103H8V104H10L11 106H10V105H7V102L4 101V102H6V103L4 104V105H5L4 107L10 106L9 109H13L14 107L16 108V106H21V105H16V106H14V105H13ZM73 101H74V100H73ZM95 101H96V102H95ZM154 101H155V100H154ZM154 101H153V102H154ZM167 101H169V100H167ZM194 101H195V100H194ZM194 101H192V99H191V100H190V99H185V102H184L185 104H182V105H183V108L186 109L187 107L192 106L193 103H194ZM37 102H38V103H37ZM50 102H51V103H50ZM59 102H60V100H59ZM70 102H71V101H70ZM139 102H141L140 99H139ZM1 103H2V102H1ZM73 103H74V102H73ZM142 103H143V102H141V105H142ZM154 103H155V102H154ZM168 103H169V102H168ZM172 103H173V104H172ZM190 103H192V105H191ZM17 104H20V103H18V101H17ZM55 104H59V105H60V103H58V102L55 103ZM55 104H54V105H55ZM71 104H72V102H71ZM130 104H129V105H130ZM135 104H136V103H135ZM137 104H139L138 107L141 106L140 103H137ZM171 104H172V106H171ZM188 104H189V105H188ZM22 105H23V104H22ZM47 105H48V104H47ZM54 105H53V107H54ZM63 105H64V104H63ZM63 105H62V107H60V106L58 107V105H57V106L55 105L56 108H53L52 106H50V107L53 109V113L56 114V116L59 115V114L65 113V115H63V116L67 117L68 114H69V115L72 114L73 111L75 110V109H74V110H70V111H72V112H71V113H68L69 110L67 109V107H69V108L71 109L72 106H71L70 104L68 105L66 102H65V105H64L65 107H64V108H63ZM133 105H134V104H133ZM182 105H181V106H182ZM184 105H185V106H184ZM210 105H209V106H210ZM2 106H3V105H2ZM12 106H13V107H12ZM66 106H67V107H66ZM142 106H143V105H142ZM142 106H141V107H142ZM177 106H178V105H177ZM181 106H180V107H181ZM186 106H187V107H186ZM22 107H23V106H21V110L23 109ZM57 107H58V108H57ZM131 107H132V106H131ZM131 107L129 106V108H131ZM141 107H140V108H141ZM169 107H168V111H171V115H173V112H172V110L169 109ZM17 108H18V107H17ZM60 108H63L64 111L66 110V112H64L63 109H62V111H61L62 113H60V110H61ZM7 109H8V107H7ZM7 109H4V110H6V113H7V112L12 113L11 110H7ZM19 109H20V108H19ZM19 109H18V111H16L17 113L15 112V114H19V111L21 112V110H19ZM30 109H31V108H30ZM37 109H38V108H37ZM52 109H51V110H52ZM54 109H56V110H54ZM58 109H60V110L58 111ZM132 109H133V108H132ZM2 110H3V109H2ZM2 110H1V111H2ZM15 110H16V109H15ZM15 110H14V111H15ZM26 110H27V111L24 110L25 112L22 110L21 113L24 114L25 116H26V115H29L28 118H30V116H36V118L34 117L35 120H34L33 117H32L33 120H32V119H29V120L34 121L33 123H34L35 125L37 124L36 126H34L33 123H32L33 125H31L30 122L27 123L28 125H29V124L31 125V126L29 125L30 128H33V127H34L33 129H30V130H29V128H28L29 126H27V129H28V131H27L26 128L23 127L27 132H29V135H31V139L33 140V135H32V133H33V134L35 135V137H36V133H38V130H37V129L39 128V131H40V129H41L42 127H44V126H43L44 124L41 123V121L45 122V120L47 119V117L42 113V111H41V113H39L36 109H34V110H36V111H33V112H37V113H36V114L33 113L34 115H30L31 113H30V114H27V113H29V111H28L29 108H28V109L26 108ZM38 110H39V109H38ZM86 110H87V109H85V111H86ZM39 111H40V110H39ZM56 111H58L59 113H58V112L56 113ZM67 111H68V112H67ZM87 111L89 112L90 110H87ZM130 111L132 112L131 109H130ZM2 112H3V111H2ZM2 112H1V113H2ZM26 112H27V113H26ZM30 112H31V111H30ZM88 112H84V111H83L82 115H83V114L87 115V117L84 115V117H86V118H84L83 120H88V121L91 120V119H90V118H91V115H90V114H91V111H90V114H89ZM3 113H4V112H3ZM6 113H5V114H6ZM10 113H8V114H7L6 116H4V117L6 118V117L8 116V119H10V118H11V116H9ZM13 113H14V112H13ZM25 113H26V114H25ZM67 113H68V114H67ZM118 113H119V112H118ZM169 113H170V112H169ZM5 114H4V115H5ZM37 114H39L40 116H41V115H44V116L38 117ZM54 114H53V115H54ZM78 115L81 116L80 113H79ZM88 115H89L90 117H89ZM120 115H121V114H120ZM59 116H61V115H59ZM59 116H57V118H56L55 116H54V117H55V119H58V118H59L58 121H60V123H65V125H64V124H62V125H63L64 127L66 126L67 128H66V127H65V128H66L67 130L70 129V127H71L70 125H73L72 122H74L75 125H78V124L80 123V122L78 121V120H79L78 118H74V117H73V118H74V121H73V119H69V118H68V119H69L68 122H67V120L65 121V119L63 118L64 121H65V122H64V121H61L62 119H61V117H59ZM72 116H73V115H72ZM80 116H79V117H80ZM92 116H93V115H92ZM1 117H2V116H1ZM4 117H3V119H5ZM37 117H38V119H37ZM42 117H43V118L46 117V118H44L45 120H44ZM68 117H70V116H68ZM121 117H122V115L119 116V118H121ZM171 117H173V116H171ZM175 117H176V116L173 117V120L175 119ZM39 118H40V120H39ZM82 118H83V116H82ZM168 118H169V117H168ZM176 118H177V117H176ZM14 119H15V117H14ZM14 119H13V120H14ZM16 119H17V120H16ZM16 119H15L16 121L14 120V122H13V120H12L11 122L16 123L17 121H19L18 118H16ZM42 119H43V120H42ZM75 119H76V120L78 119V120H77V121H78V124H77V122H76ZM114 119H115V118H114ZM114 119H112V122L108 120L107 123H109V124H111V123H115L116 128H117V129H120V128H121L120 126L122 125V123H123V121H124V120H123L124 118H121V120H119L118 118H117L118 120H117V119L114 120ZM10 120H11V119H10ZM26 120H28V119H26ZM29 120H28V121H29ZM38 120H39V121H38ZM71 120H72V122H70ZM92 120H93V119H92ZM92 120L89 121V122H92ZM116 120H117V121H116ZM122 120H123V121H122ZM171 120H172V119H171ZM175 120H176V119H175ZM36 121H37V122H36ZM47 121H48V119L46 120L45 124L48 123ZM56 121H57V120H56ZM58 121H57V124L59 125L60 123H59ZM88 121H86L87 124H85V121H84V124L86 125V127L89 128V127H90V123L88 124ZM113 121H115V122H113ZM119 121H121V122H119ZM6 122H7V121H6ZM6 122H5V123H6ZM19 122L22 123V124H23V123L25 124L26 121H25V122H23V121H22V122L19 121ZM38 122H39V124H43V125H42V126L39 125ZM50 122H51V121H50ZM69 122H70L71 124H69ZM110 122H111V123H110ZM116 122H118V123H120V124H118V123H116ZM161 123H162V122H161ZM161 123H160V124H161ZM2 124H3V123H2ZM27 124H26V125H27ZM91 124H93V122H92ZM116 124H117V125H116ZM3 125H4V124H3ZM3 125H2V126H3ZM5 125H6V124H5ZM5 125H4V127H5ZM9 125H11V124H10V121H9V124H7V126H9ZM60 125H61V124H60ZM85 125L82 127V128H84V129H81V128H80V126H82V124H79V125H78L79 127L76 126V128H74L75 126H72L71 129H70V131L72 132V134L75 133V136H78V134H76L77 132H78V133H79V132H81V133H82V132L85 133L86 130L89 131V129L86 128ZM87 125H88V126H87ZM106 125H107L108 127H110V128H111V126H112V124H111L110 126H109L108 124H106ZM118 125H119V126H118ZM125 125H126V123L123 125V129H124V126H125ZM12 126H13V127H12ZM14 126H15L17 129H19V131H18ZM32 126H33V127H32ZM48 126L53 127V126H56V125H53V126H52V123H51V124H49ZM48 126H46L47 129L49 128ZM69 126H70V127H69ZM92 126H95V125H91V127H92ZM115 126H112L113 128H111V130H110V128L106 127L105 125L102 126L103 128H100V127H97V126H96L95 128L92 127L93 129L90 128V129H92V130H91L90 132H88L87 134H88V136H91V138H92V137H93L92 134H94V133L96 132V130H95L96 128H98L97 131H103V130H104V131H103L104 134H103L102 132H101V134H102L103 139H104V138L106 139V137H107V139H106V140H105V139L103 140L102 137H101L102 140H101V139L99 140V136H100V135L98 134V132H96V135L98 134V135H97V136H98V141H104V145L106 144L105 142L108 141V142H111V143L115 146V144H114L113 142H115V143L118 142L117 139H114L115 136H113V135H116V133H117V132H115V134L113 133L114 130L116 129V128H114ZM143 126H144V125H143ZM143 126H140V127H143ZM163 126H164V125H163ZM163 126H162V127H163ZM46 127H45V129H46ZM68 127H69V128H68ZM104 127L110 130V131L108 130V133H109V134H108L107 131H106L107 129L105 130ZM125 127H126V126H125ZM145 127H147V126H146V125L144 126V129H145V130H143V132H145V131H147V132H145L143 139H142L141 141H136V140H138V138H136V136H134V137H132V139H129L130 141H129L128 146L130 147V144H131V147H130L129 149H133V150H136V149H137L138 151H139V150L142 151L143 153H141L140 151H139V152H140L141 154H144V156H145L147 159L144 158V159H146V160H145V161H141L140 157H137V155H139L140 153H139V152L137 153V150L134 151V152L130 150L129 153L133 152V153H135L134 155H136V156H133L132 153H131L132 155H131V154H128L129 156H126L127 154H125L124 152H121L122 154L119 153L120 156L115 155V156L117 157L116 161H117V160L119 161V159L123 156V157L121 158V160L119 161V164H123V162H124V165H122V166L120 167V165L118 164V162H116V166H115V165H114V164H115V162H114L115 159H114V160H113V162H114L113 165L115 166L114 169H116V171L112 168V166H113L112 164H110V166H109V167L112 168V171H109L110 169L108 170L109 173H108V176H107V177L110 178L109 175H112L113 178H115V179L117 180L119 186H118V185H117V186H114L112 183H111V184H112L114 187H118V189H120V188H119L120 185H121V187H123V185L126 183V184H129V186L127 185V187H126V184H125V186H124V187H125V190H126L128 187H130L132 184H134V182H135L136 180H138V182L141 183V182H142V178L145 179L144 177H147L146 175L150 174V173H149V172H151L150 170H153V169L156 170V167H157V166H154V168H152L153 166H152L151 164H152L153 162L158 164V161H157L158 159H156L155 157H158V158L160 159L161 155H160V157L157 156V155L153 157V155H155L156 153H158V151H157L158 147L161 146V145H162V142H163V141L165 142V140H166L165 138L168 137V136H167V133H166L167 131L164 129L165 127H163V129H161L162 127H159L158 125L156 126V128H154V127L152 126L153 128L151 127V129L148 128V127H150V126H148L147 128H145ZM158 127H159L160 130L158 129ZM5 128H6V127H5ZM9 128H10L9 131H8V130L6 131L5 129H3L4 131L2 130V133H3V132H8V133H9V132L12 131V129H15V131H18V132H19V134L16 132V133L18 134V137L20 136L19 139L22 138V136H24L23 138H25V140H27L28 143H30V139H29V137H28L25 133H23V134H22V132L20 133V130H21V129L18 127L17 123H16V125H15V124H14V125L12 124L11 127L9 126ZM11 128H12V129H11ZM54 128H55V129H58L57 126L54 127ZM54 128H53V129H54ZM79 128H80V129H79ZM34 129H36V130H34ZM49 129H50V128H49ZM49 129H48V130H49ZM51 129H52V128H51ZM51 129L49 130V133H48V131H46V130H43V132H42L43 135H44L45 133L49 134L48 136H50V137H47V138H49V139L51 138V140H50L51 142L48 140L50 143L46 144V142H45L46 147H47V146L50 147V144H51V143H52V144H51V146H52L53 144L56 143L57 139H60V138L62 137V136L59 137L60 132H59L58 130H55V132H56L57 134H56V135L53 134L54 137H52V136H51L52 134H50V133H51L53 130L51 131ZM74 129H75V130H74ZM78 129H79V130H78ZM99 129H100V130H99ZM101 129H102V130H101ZM117 129H116V130H117ZM123 129H122V130H123ZM141 129H142V128H141ZM154 129H155V130H154ZM156 129H158V130H156ZM166 129H167V128H166ZM80 130H81V131H80ZM84 130H85V131H84ZM112 130H113V131H112ZM149 130H150V132H149ZM153 130H154V132H151V131H153ZM164 130H165V134H162V133L164 132ZM30 131H31V132H30ZM44 131H46V132H44ZM74 131H75V132H74ZM93 131H94V132H93ZM162 131H163V132H162ZM34 132H36V133H34ZM40 132H41V131H40ZM55 132H54V133H55ZM58 132H59V134H58ZM91 132H92V134H91ZM110 132H111V133H110ZM118 132H121V131L118 130ZM0 133H1V132H0ZM12 133L15 134L14 131H13ZM30 133H31V134H30ZM153 133H154V134H153ZM155 133H156V134H155ZM6 134H7V133H6ZM17 134H15V135L12 134V137H13V136L15 137ZM20 134H21L22 136H21ZM79 134H80V133H79ZM107 134L109 135V137L107 136ZM0 135H1V134H0ZM2 135H3V134H2ZM25 135H26V137H25ZM41 135H42V134L40 133V135H38V136L40 137ZM57 135H58L59 138H56ZM104 135H105V136H104ZM110 135H112L113 137H111ZM164 135L167 136V137H164ZM218 135H219V136H218ZM3 136H5V134H4ZM38 136H37V137H38ZM73 136H74V134H73ZM161 136H163L165 140H163V137H161ZM6 137H7V135L5 136V138H6ZM37 137H36V139L38 140ZM44 137H45V136H44ZM94 137L97 138L95 135H94ZM110 137L113 138L112 140H115V141H113V142H112V141H109V138H110ZM116 137H117V136H116ZM116 137H115V138H116ZM1 138H2V136H1ZM1 138H0V139H1ZM3 138H4V137H3ZM3 138H2V141H4ZM16 138H17V136L15 137L14 140H16ZM27 138H28V139H27ZM45 138H46V137H45ZM45 138H44V139H45ZM54 138H56V141L54 140ZM89 138H90V137H89ZM95 138H93V139H95ZM135 138H136V139H135ZM155 138H156V139L158 138V139H157V142H156V139H155ZM160 138L162 139L161 143H160V140H161ZM10 139H11V134H10ZM19 139L17 138L18 141H19ZM36 139H35V141L37 142ZM44 139H43V140H44ZM52 139H53V140H52ZM62 139H63V138H61L60 140H62ZM133 139H134V140H133ZM159 139H160V140H159ZM5 140H6V139H5ZM7 140H8V139H7ZM17 140H16V141H17ZM20 140H23V139H20ZM43 140H40V141L43 142ZM116 140H117V141H116ZM27 141H26V142H27ZM35 141H34V142L32 141V142H31L32 145H30L29 147L35 145ZM38 141H39V140H38ZM53 141H54V142H53ZM64 141H65V140H64ZM92 141H97V139L92 140ZM98 141H97V142H98ZM185 141H186V140H185ZM185 141H182L181 143L178 142V143H180V144H179L180 147H177V148H178V149L181 148V149L184 150V148H186V147H184V145H185V144H184ZM7 142H9V141H7ZM26 142L22 141L21 144H22V145L24 144V145H23V146L20 145V147H21V146H22V147H24V146L26 147V146H27V145L25 144ZM62 142H63V140L60 141V143H58V141H57L58 145H60ZM130 142H131V143H130ZM136 142H137V143H136ZM183 142H184V143H183ZM11 143H12V142H11ZM19 143H20V142H19ZM19 143H18V144H19ZM39 143H40V142H39ZM39 143H37L38 146H39ZM57 143L55 144L56 146L54 147V152H53L54 154H55V153L57 152V150L60 148V147L58 148ZM118 143H119V142H118ZM118 143H116V144H118ZM133 143H136V144L133 145ZM156 143H157V145H158V144H160V145L157 146ZM182 143H183V144H182ZM40 144H42V143H40ZM62 144H63V143H62ZM64 144H65V142H64ZM102 144H103V143H102ZM217 144H218V147H217ZM107 145H108V144H107ZM109 145H110V147H111V144H110V143H109ZM109 145H108V146H109ZM154 145H155V146H154ZM175 145H176V144H175ZM53 146H54V145H53ZM53 146H52L51 148H53ZM91 146H92V145H91ZM116 146H117V145H116ZM152 146H153V147H152ZM156 146H157V148H155ZM176 146H177V145H176ZM176 146H174V147H176ZM12 147H13V146H12ZM22 147H21V148H22ZM35 147H37V146H35ZM39 147L41 148L42 146H39ZM44 147H45V146H44ZM48 147H47L46 149L49 150ZM71 147H72V146H71ZM106 147H107V146H106ZM106 147H105V148H106ZM183 147H184V148H183ZM219 147H220L221 150L224 149V150H223V153L221 152V153L219 154L220 156L218 155V152H217V151H218L217 148H219ZM13 148H14V147H13ZM17 148H19V145L17 146ZM26 148L28 149V147H26ZM37 148H38V147H37ZM42 148H43V147H42ZM51 148H50V153L52 154V151H53V150H52ZM94 148H95V146H94V147L92 146L90 149H92V150L95 151L96 148H95V149H94ZM149 148L152 149V150H150ZM171 148H172V147H171ZM22 149H23V148H22ZM56 149H57V150H56ZM153 149L156 150L157 152H153V153H155V154H152L151 157H148V156H150V155H147V154H148V153L151 154V153L148 152V151H154ZM173 149H174V148H173ZM175 149H176V148H175ZM178 149H177V150H178ZM181 149H179V150H181ZM28 150H29V149H28ZM28 150H26V151H28ZM34 150H36V149H34ZM44 150H45V149H44ZM51 150H52V151H51ZM87 150H89V147H88ZM92 150L85 151V152H89V154H90ZM102 150H105V149L103 148ZM143 150H145V151H143ZM146 150H148V151H147L148 153L146 152ZM221 150H220V151H221ZM36 151L39 152L40 150H36ZM45 151H46V150H45ZM55 151H56V152H55ZM224 151H225V152H224ZM228 151H230V150H229V147H228ZM235 151H236V150H235ZM237 151H236L235 153H239V151H238V152H237ZM262 151H263V152H262ZM40 152H41V151H40ZM46 152H47V151H46ZM98 152L101 154L102 151H98ZM105 152H106V151H105ZM105 152H104V153H105ZM108 152H109V151H108ZM116 152H119V151H116ZM127 152H128V151H127ZM33 153H34V152H33ZM36 153H37V152H36ZM41 153H42V152H41ZM95 153H96V152H95ZM102 153H103V152H102ZM226 153H227V152H226ZM230 153H231V152H230ZM233 153H234V152H233ZM261 153L263 154V156H262ZM85 154L87 155V153H85ZM89 154H88V155H89ZM91 154L93 155L94 152H92ZM124 154H125V157H124ZM212 154H211V155H212ZM227 154H228V153H227ZM241 154H239V155H241ZM42 155H43V154H42ZM92 155L90 156V159H91V157L94 156V155H93V156H92ZM103 155H104V154H103ZM103 155H102V156H103ZM130 155H131V157H130ZM146 155H147V156H146ZM110 156H111V155H110ZM113 156H114V155H113ZM113 156H112V157H113ZM140 156H141V155H140ZM173 156H174V155H173ZM176 156H177V155H176ZM176 156H174V158H175ZM180 156H182V155H180ZM217 156H218V158H217ZM226 156H227V155H225V156L223 157V159L225 158V159H224L225 162H226V161H229V160L226 159ZM233 156H234V155H233ZM49 157H50V156H49ZM85 157H86V156H85ZM88 157H89V156H88ZM94 157H95V156H94ZM94 157H93V158H94ZM129 157H130V158H129ZM134 157H136L137 160H138V161H136L135 164H134V162H133V161L135 160ZM184 157H185V156H184ZM184 157H182V158H184ZM186 157H187V155H186ZM219 157H221V158H219ZM229 157H230V156H228L227 158H229ZM114 158H115V157H114ZM123 158H124V159H123ZM133 158H134V159H133ZM149 158H150V159L153 158L152 160H154V161H151V160H150L151 162L148 161ZM154 158L156 159L157 162L155 161ZM171 158H172V157H171ZM174 158H173V160H174ZM178 158H179V156H178ZM240 158H241V157H238V156H237V159H238V160H239ZM85 159H87V157H86ZM90 159H89V160H90ZM122 159H123V162H122ZM139 159H140V160H139ZM180 159H181V158H179V160H180ZM223 159H222V161H223ZM230 159H231V157H230ZM244 159H245V157H244ZM89 160H88V161H89ZM108 160H109V159H108ZM110 160L112 161V159H110ZM173 160H172V161H173ZM183 160H184V159H182V162H183ZM232 160H234V159H231V162H232ZM105 161H106V160H105ZM248 161H249V160H248ZM121 162H122V163H121ZM132 162H133V163H132ZM137 162H138V164H137ZM217 162H218V161H217ZM217 162H216V163H217ZM108 163H109V162H107L106 166L109 165ZM161 163H164V162H161ZM170 163H171V162H170ZM222 163H223V162H221V165H222ZM227 163H228V162H227ZM227 163H226V164H227ZM229 163H230V162H229ZM234 163H235V164H234ZM117 164H118V166H117ZM133 164H134L135 167H137V166H138V167L135 168V167L133 166ZM159 164H160V163H159ZM166 164H167V162H166ZM173 164H175V161L173 162ZM181 164H182V163H181ZM181 164H180V165H181ZM104 165H105V164H104ZM111 165H112V166H111ZM126 165H127V166L130 165V168H129V167L127 168ZM150 165H151L152 167H151ZM164 165H165V164H164ZM167 165H168V164H167ZM218 165H219V164H218ZM218 165H217V166H218ZM224 165H225V164H224ZM227 165H228V164H227ZM227 165H226V167H227ZM229 165H230V164H229ZM229 165H228V166H229ZM250 165H252V166H251L252 168L250 167L251 170L249 169V166H250ZM124 166L127 168V170H126V168H125V169L123 168ZM149 166H150L152 169H149V171H148V167H149ZM165 166H166V165H165ZM168 166H169V165H168ZM170 166H171V164H170ZM211 166H212V164H211ZM222 166H223V165H222ZM222 166H221L219 169L217 168L218 170L216 169V166H214L213 171L210 169V170L212 171V173H213V174L209 173L210 175H212L211 177H212L213 184H212V183L210 184L209 192H208V193H209V195H210V197H211V199H212V202H213L215 205H216V204H217V205L220 204V203H221V200H222V204H223L222 207H223V209H226V208H224V205H225V207H226V204H227V208H230V206H233L234 202L236 201V200L234 199V200H235L234 202H231V203L228 202V197H227V195L230 194V189H231V191H232V189L235 190V191H233V193H232L233 195L239 192L238 195L236 194V195L238 196V198H240V197L242 198V196L239 197V194L242 195V192L245 193L246 191H249V192H251V191L249 190L250 188L248 187L249 184L247 185V187H246V186H242V185H240V182H239L240 180L238 181L239 178L237 177L238 179H237L236 181H238L239 184H238V182H237L236 186H237V185H240V186H239V187L237 186L238 188H237V187L231 188V187L234 186V185H232V183H231L232 181H231V182H230V185L228 184V187L231 186V187H229L230 189L227 187V189L229 190V192H228V190L226 189V191L228 192V194H227V192L225 191V188H226V186H227V185H226L227 183L223 181L224 183H223L222 185L225 184V186L222 187V188L224 189V193H223V192H222L223 189L219 188V186L221 185V184H220V181H219V180L216 181V180L218 179V177H219L218 174L220 173V170L223 169ZM253 166H254V167H253ZM24 167H25V166H24ZM26 167H27V166H26ZM107 167H108V166H107ZM117 167H118V168H117ZM150 167H149V168H150ZM159 167H161V165H160ZM162 167H163V166H162ZM174 167H175V166H174ZM218 167H219V166H218ZM22 168H23V167H22ZM91 168H92V167H91ZM122 168H123V169H122ZM163 168H164V167H163ZM212 168H213V167H212ZM237 168H236L234 171L238 170ZM247 168H248V169H247ZM255 168H256V170L258 171V172H256V174H255V172H254V171H256V170H252V169H255ZM257 168H258V169H257ZM27 169H28V168H27ZM29 169H30V168H29ZM120 169H121V171H120ZM170 169H171V168H170ZM228 169H229V167H228ZM230 169H231V167H230ZM230 169H229V170H230ZM22 170H23V169H22ZM92 170H94V169H92ZM159 170H160V168H159ZM173 170H174V169H172V171H173ZM249 170H250V172L252 171V172L254 173V175H252V176L249 175V174L246 175V172L249 171ZM20 171H21V170H20ZM30 171H31V170H30ZM35 171H36V170H35ZM113 171H114V172H113ZM124 171H125V172H124ZM144 171H145V172H144ZM165 171H166V170H165ZM232 171H233V170H231L230 173H232ZM234 171H233V173L236 174ZM11 172H14V170H13V171H10L9 174H11ZM25 172H26V171H25ZM27 172H28V171H27ZM27 172H26V175H27ZM33 172H34V171H33ZM36 172H37V171H36ZM89 172H90V171H89ZM89 172H88V173H89ZM95 172H96V174H97V171H95ZM111 172H112L114 175H113ZM117 172H118V173H117ZM119 172H120V174H119ZM122 172L124 173V176H125V177H122V176H123V175H121ZM126 172H127V175H126ZM142 172L144 173V175H145V174H146V175H145V176H142L141 180H139V177H138V176H139ZM152 172H153V171H152ZM152 172H151V173H152ZM155 172H156V171H155ZM223 172H224V171H223ZM223 172H222L221 174H222V175H225V174H223ZM226 172L228 173V170L225 171V173H226ZM252 172H251V174H253ZM261 172H262V171H261ZM261 172H260V173H261ZM17 173H18V172H17ZM23 173H24V171H23ZM30 173H31V172H30ZM91 173H92V172H90L89 174L91 175ZM98 173L101 174L100 172H98ZM115 173H116L117 175H118V174H119V175L116 176ZM147 173H148V174H147ZM153 173H154V172H153ZM173 173H174V172H173ZM248 173H249V172H248ZM6 174H7V171H6ZM19 174H21V173H19ZM35 174H36V173H35ZM38 174H39V173H37V175H36L37 177H39ZM51 174H52V172H51ZM104 174L107 175L106 173H104ZM261 174H262V173H261ZM21 175H22V174H21ZM32 175H33V174H32ZM93 175H94V174H93ZM102 175H103V173H102ZM102 175H101L98 179H99V180L102 179L104 182H103V181H100V183L102 182V183L104 184L106 181H108V179H105V180H106V181H105V180H104L105 177H102ZM105 175H103V176H105ZM161 175H162V174H161ZM170 175H171V174H170ZM222 175H221V176H222ZM227 175H228V174H227ZM230 175L232 176V174H230ZM236 175H237V174H236ZM248 175H249L250 177H249ZM263 175H264V171H263ZM3 176H4V175H3ZM15 176H16V175H15ZM36 176H35V177H36ZM98 176H99V175L97 174V177H98ZM119 176H120V177H119ZM127 176H128V177H127ZM148 176L150 177V175H148ZM153 176H154V175H153ZM155 176L157 177L156 174H155ZM37 177H36V179H37ZM49 177H50V176H49ZM51 177H52V176H51ZM92 177H93V176H92ZM94 177H95V176H94ZM107 177H106V178H107ZM116 177H117L118 179L121 178V180H120V179L118 180ZM137 177H138V178H137ZM164 177H165V175H164ZM167 177H168V176H167ZM169 177H170V176H169ZM211 177H210V179H211ZM226 177H227V176H226ZM226 177H225V178H226ZM248 177H249L250 179H249ZM260 177H261V178H260ZM40 178H41V177H40ZM88 178H89V177H88ZM100 178H101V179H100ZM122 178H123L124 180H123ZM128 178H129V179H128ZM173 178H174V177H173ZM228 178H230V180L233 179L232 177H228ZM251 178H252V179H251ZM91 179H92V178H91ZM93 179L95 180L94 182H96V178H93ZM93 179H92V180H93ZM126 179H127V180H126ZM134 179H135V181H134ZM150 179L152 180V179H154V178L152 177V178H150ZM156 179H157V178H156ZM162 179H163V178H162ZM219 179H220V177H219ZM248 179H249V180H248ZM261 179H263V180H261ZM125 180H126V181H125ZM130 180H131V181H130ZM145 180H146V179H145ZM145 180H143V181H145ZM165 180H166V179H165ZM222 180H224L223 177H222ZM222 180H221V182H222ZM119 181H120V182H119ZM123 181H124V182H123ZM148 181H149V180H148ZM162 181H163V180H162ZM242 181L245 182V183H243ZM247 181H248V182H247ZM97 182L99 183L98 180H97ZM110 182H111V180L109 179L108 183L110 184ZM129 182H130V183H129ZM138 182H136V183H138ZM164 182H165V181H164ZM215 182H216V183H215ZM234 182H235V181H234ZM102 183H101V185H103ZM106 183H107V182H106ZM123 183H124V184H123ZM131 183H132V184H131ZM136 183H135V184H136ZM145 183H146V182H145ZM145 183H144V184H145ZM218 183H219V184H218ZM135 184L132 185L131 188H128V189H129V190H130V189H133V191H134V186H135ZM156 184H157V183H156ZM159 184H160V183H159ZM217 184H218V185H217ZM104 185H106V184H104ZM112 185H111V187H113ZM152 185H153V184H152ZM163 185H165V184H163ZM222 185H221V186H222ZM98 186H100V184H99ZM108 186H110V185H108ZM138 186H139V185H138ZM144 186H145V185H144ZM157 186H158V185H157ZM102 187H105V186H102ZM114 187L112 188L114 191H120V190H115ZM124 187H123V188H124ZM136 187H137V186H136ZM136 187H135V189H136ZM148 187H150V186H148ZM148 187H147V188H148ZM152 187H155V186L153 185ZM152 187H150V188H152ZM242 187H243V188L246 187V188H249V189H246V188L243 189ZM252 187H253V186H252ZM258 187L256 188L257 190H256L255 188H254L255 190L253 189V191L250 193L251 196H248L249 194H248L247 192H246L247 194H246V193H245V194L243 193V194H244V198H245L246 196H248V197H246V198H247V199L249 198V199L251 200L250 204H248L249 202H247V200L244 201V202H245V203H244L245 205L248 204V208L246 207L247 209H246V208H244V209H240L241 211L243 210V213L240 212L239 214H236V215H235V213L232 212V213H233L232 215H230L229 213H226V214L224 215V213L222 214V212H223V211H222V208L219 209V210H221V211H219V210L216 209V210L218 211V213L220 212L221 215H223V216L225 217V218L223 219V222H224V223H222V222L219 221V219L221 220L222 218H220L219 216H217V215H218L217 212H214L213 215H211V216H213V218H210V217H209V218L211 219V220H210V221H211V226H210V227H211L212 229H213V227H215V228H217V230H218V228L220 227V230H218V233H217V230H216V233H217V234H216L215 231H214L215 229L212 230V234H213V231H214L215 234H213V235H216V236L223 235V237H221V239H224V238H225L224 240H222V242H219L221 239H219V240H218V238H217V240L215 239V240H216L215 243H216L217 245H218V243H220V245H221V244L223 245V241L226 242V241L228 240V242H227L228 245H227L226 243H224V246H225L226 250H228V249L231 247V245L233 246V243L231 244V241H234V243H235V241H237V239H238L239 237L235 234V232L230 233V231H231V229H232L233 227L236 226V224H237L236 228H238V226H239L238 223H239V224L241 223L240 220L243 218L244 215H246L247 218H249V219L246 220V221H249L250 219H254L253 216H255V215H257L256 218H255L256 220H257V219H260L259 217H261V219L264 218V217H262V215L264 216V214H262L263 212H262V213H260L261 211L259 212V210H260L259 208H261L260 206H262L260 203L263 202L262 204L264 205V201H263L264 199H263L262 196H260V195H262V193H261L262 190H258ZM84 188H85V187H84ZM105 188H107V187H105ZM142 188H145V187H142ZM157 188H158V187H157ZM236 188H237V189H236ZM109 189H110V188H109ZM112 189H111V190H112ZM116 189H117V188H116ZM128 189H127V192H128ZM139 189H140V188H139ZM158 189H159V188H158ZM220 189H221L222 191H221ZM242 189H243L244 191H243ZM245 189H246V190H245ZM262 189L264 190V188H262ZM7 190H8V189H7ZM59 190H60V189H59ZM61 190H62V189H61ZM86 190H87V188H86ZM123 190H124V189H122V191L117 192V193L120 194V193L123 192ZM125 190H124V191H125ZM140 190H141V189H140ZM147 190H148V189H147ZM238 190H239V191H238ZM240 190H242V192H240ZM0 191H1V190H0ZM10 191H11V190H10ZM135 191H138V188H137V190H135ZM135 191H134V192H135ZM141 191H142V190H141ZM144 191H145V190H144ZM144 191H143V192H144ZM158 191H159V190H158ZM236 191H237V192H236ZM1 192H2V191H1ZM23 192H24V191H23ZM23 192H21V193H23ZM143 192H142V193H143ZM156 192H157V191H156ZM221 192H222V193H221ZM225 192H226V193H225ZM235 192H236V193H235ZM262 192H263V191H262ZM12 193H13V192H12ZM86 193H88V192H86ZM114 193H115V192H114ZM130 193H132V190L130 191ZM139 193H140V192L138 191L137 194H139ZM142 193H140V194H142ZM3 194H5V193H3ZM23 194H24V193H23ZM62 194H64V193H62ZM62 194H61V195H62ZM122 194H123V193H122ZM148 194H149V193H148ZM150 194H152V192H151ZM150 194H149V195H150ZM153 194H154V193H153ZM155 194H157V193H155ZM58 195H59V193H58ZM206 195H207V194H206ZM206 195H205V196H206ZM3 196H4V195H3ZM65 196H66V195H65ZM65 196L63 195L64 198H65ZM121 196L123 197V195H121ZM205 196H204V197H205ZM234 196H235V195H234ZM237 196H236V198H237ZM137 197H138V196H137ZM193 197H194V196H193ZM193 197H192V198H193ZM207 197H208V196H207ZM23 198H24V197H23ZM233 198H234V197H233ZM233 198H231V200H232ZM238 198H237V199H238ZM241 198H240V199H241ZM193 199H195V198H193ZM198 199H199V198H198ZM242 199H243V198H242ZM249 199H248V200H249ZM21 200H22V199H21ZM27 200H29V199H27ZM231 200H230V201H231ZM24 201H25V198H24ZM105 201H106V200H105ZM105 201H104V202H105ZM108 201H109V200H108ZM237 201H238V200H237ZM20 202H23V201H20ZM188 202H190V201H187V203H188ZM67 203H68V202H67ZM67 203H65V204H67ZM106 203H107V202H106ZM109 203H112L111 200L108 202V204H109ZM183 203H185V201L182 202L181 205H183ZM228 203H229L230 205H229ZM99 204H100V203H99ZM103 204H104V203H103ZM176 204H177V203H176ZM189 204H190V203H189ZM209 204H210V203H209ZM259 204H260V206H259ZM63 205H64V204H63ZM106 205H107V204H106ZM109 205H110V204H109ZM113 205H114V204H113ZM181 205H180V208H181ZM184 205H185V204H184ZM215 205H213L212 207H214ZM220 205H221V204H220ZM96 206H97V205H96ZM104 206H105V205H104ZM104 206H103V207H104ZM186 206H187V205H186ZM188 206H189V205H188ZM188 206H187V207H188ZM210 206H211V205H210ZM243 206H244V205H243ZM258 206H259V207H258ZM97 207L99 208V210L101 209V210H100V213H102L101 211L104 212V211L106 210V207H104V210H102V208H100V207H102V204H101V206L98 205ZM110 207H111V205H110ZM110 207H109V209H110ZM240 207H241V206H240ZM262 207H264V206H262ZM98 208H97V209H98ZM183 208H185V207H183ZM235 208H236V207H235ZM242 208H243V207H242ZM90 209H91V208H90ZM171 209H172V208H171ZM245 209H246V210H245ZM258 209H259V210H258ZM107 210H108V209H107ZM107 210H106V212H104L105 214L103 215V217H101V215H102V214H101V215H100V218H98V219H100V221H102L101 219H103V218H104L105 220L108 219V218H105V216L108 217V213L111 211V209H110V211H109V210L107 211ZM113 210H114V209H113ZM177 210H178V209H177ZM177 210H173V211H177ZM214 210H215V209H214ZM60 211H61V212H63V211L65 212V213H63V214L60 213V215H64V214H66V212H68L67 209H63V210H60ZM69 211H70V210H69ZM96 211H97V210H96ZM96 211H95V212H96ZM114 211H115V210H114ZM114 211H113V212H114ZM226 211H227V210H225V212H226ZM238 211H239V210H238ZM262 211H264V210H262ZM113 212H112V213H113ZM170 212H171V211H170ZM53 213H54V212H53ZM53 213H52L51 215H53ZM70 213H71V212H70ZM91 213H92V211H91ZM98 213H99V211L96 212V213H93L94 217H97V214H98ZM110 213H111V212H110ZM125 213H127V212H125ZM125 213H124V215H125ZM132 213H133V212H132ZM220 213H219V214H220ZM68 214H69V213H68ZM95 214H96V216H95ZM36 215L38 216V214H36ZM40 215H42V212L40 213ZM51 215H50V216H51ZM83 215H85L84 211H83ZM83 215L81 214V216H83ZM122 215H123V214H120V217H121V218H122ZM133 215H134V214H133ZM143 215H144V213L141 214V216H143ZM234 215H235V216H234ZM43 216H44V215H43ZM85 216H86V215H85ZM109 216H110V215H109ZM117 216L119 217V215H117ZM117 216L114 215V217H117ZM134 216H135V215H134ZM137 216H138V215H137ZM137 216H136V217H137ZM139 216H140V215H139ZM258 216H259V217H258ZM48 217H49V216H48ZM53 217H54V216H53ZM53 217H52V218H53ZM64 217H65V216H64ZM111 217H112V216H111ZM124 217H125V216H124ZM132 217H133V216H132ZM218 217H219V219H218ZM221 217H222V216H221ZM38 218H39V217H38ZM38 218H37V219H38ZM68 218H70V217H68ZM82 218H84V216H83ZM85 218H86V217H85ZM121 218H120V219H121ZM127 218H128V217H127ZM134 218H135V217H134ZM34 219H35V218H34ZM40 219H42L41 216H40ZM104 219H103V220H104ZM128 219H129V218H128ZM135 219H137V218H135ZM135 219H134V220H135ZM83 220H85V219H83ZM94 220H95V219H94ZM96 220H97V219H96ZM111 220H112V218H111ZM121 220H123V218H122ZM147 220H148V218H147ZM149 220H150V218H149ZM149 220H148V221H149ZM162 220H163V219H162ZM34 221H36V220H34ZM87 221H88V220L86 219V220H85L86 224H88ZM100 221H97V222H98V223H97L98 225H99V223H101ZM124 221H125V220H124ZM142 221H145V220H142ZM142 221H141V222H142ZM210 221H209V222H210ZM40 222H41V221H40ZM121 222H122V221H121ZM131 222H132V219H131ZM141 222H139V223L141 224ZM146 222H147V221H146ZM162 222H163V221H162ZM261 222H264V220H263V221L261 220ZM151 223H152V222H151ZM245 223H246V222H245ZM249 223H250V224L247 225V229H249L248 226L250 225V227H251L250 229L253 230V229H252V227H253V223H254V225H256V224H255V223H256L255 220H254V222H253V221H252V222L250 221ZM123 224H124V223H123ZM131 224H132V223H131ZM136 224H137V223H136ZM142 224H143V222H142ZM220 224H221V225H220ZM241 224H243V223H241ZM241 224H240V225H241ZM261 224H262V223H261ZM263 224H264V223H263ZM82 225H83V224H82ZM137 225H138V224H137ZM148 225H149V224H148ZM222 225L225 226V227H223L224 229H225V228H227V229H226V230L223 229V230H222V231H223V234H219L220 232L222 233V231H221V229H222L221 226H222ZM68 226H70V225H68ZM68 226H67V227H68ZM83 226L86 227V225H83ZM83 226L81 227V225H80L81 229L83 228ZM99 226H100V225H99ZM142 226H144V225H142ZM205 226H206V225H205ZM212 226H213V227H212ZM241 226H242V225H241ZM241 226H240V227H241ZM243 226H244V225H243ZM110 227H111V225L108 226V227H106V226H104V225L101 224V226H100V230H99V231H101V235H102L103 238H106V237L108 238V236H110V235H109L110 232H111V230L109 231ZM191 227H192V226H191ZM12 228H13V227H12ZM51 228H52V227H51ZM69 228H70V227H69ZM69 228H68V229H69ZM96 228H97V227H96ZM112 228H113V227H112ZM121 228H122V227H121ZM121 228H120V229H121ZM133 228H134V227H133ZM144 228H145V227H144ZM144 228H143V229H144ZM151 228H152V227H151ZM203 228H204V227H202V230H203L202 232H201V230H199V231L194 230V232H195V233H196V232H197V233H203V232L205 231V229H206V228H205V229H203ZM245 228H246V227H244L243 229H245ZM71 229H74V228L71 227V228L69 229L70 232H71ZM76 229H77V228H76ZM93 229H94V228H93ZM126 229H127V228H126ZM134 229H135V228H134ZM136 229H137V227H136ZM136 229H135V230H136ZM138 229H139V228H138ZM149 229H150V228H149ZM149 229H147V231H148ZM154 229H155V228H154ZM199 229H200V228H199ZM207 229H208V227H207ZM209 229H210V228H209ZM209 229H208V230H209ZM233 229H235V228H233ZM243 229H242V231H243ZM247 229H245L246 232H247ZM259 229H260V228H259ZM50 230H51V229H50ZM78 230H79V228H78ZM84 230H85V228H84ZM141 230H142V229H141ZM210 230H211V229H210ZM263 230H264V229H263ZM112 231H113V230H112ZM154 231H155V230H154ZM189 231H190V230H189ZM192 231H193V230H192ZM254 231H255V230H254ZM257 231H258V230H257ZM259 231H260V230H259ZM259 231H258V232L255 231V232H256V233H255L256 235H255V236L252 235V237H253V236L256 237V236L261 235L262 233L259 234ZM65 232H66V231H65ZM67 232H68V231H67ZM80 232H81V231H80ZM82 232H85V231H82ZM127 232H128V231H127ZM129 232H130V231H129ZM129 232H128V234H129ZM135 232H136V231H135ZM137 232H140V231H137ZM145 232H146V230H145ZM145 232H144V233H145ZM151 232H152V231H151ZM207 232H208V231H207ZM48 233L50 234V232H48ZM52 233H53V231H52ZM52 233H51V234H52ZM76 233H77V232H76ZM130 233H131V232H130ZM146 233H147V232H146ZM148 233H150V232H148ZM148 233H147V234H148ZM209 233H211V232L209 231ZM209 233H208V234H209ZM242 233L244 234V232H241V236L245 237L246 234H244V235H245V236H244V235H242ZM65 234L68 235V236H69V235H70V236H74V235H71V234H73V232L70 233V234H69V232H68V234H67V233H64V235H65ZM74 234H75V232H74ZM77 234H78V233H77ZM116 234H117V233H116ZM137 234H138V233H137ZM193 234H194V233H193ZM205 234H206V231H205L203 234H200V235H203V236H204ZM208 234H207V235H208ZM226 234H227V235H226ZM252 234H254V233H252ZM257 234H259V235H257ZM66 235H65V236H66ZM83 235H84V234H83ZM98 235H99V233H98ZM114 235H115V234H114ZM117 235H118V234H117ZM117 235H115V236H117ZM119 235H121V234H119ZM119 235H118L117 237H119ZM132 235H133V234H132ZM132 235H131V237H132ZM196 235H197V234H196ZM207 235H205L204 237H206ZM209 235H210V234H209ZM249 235L251 236L250 233H249ZM65 236H64V237H65ZM70 236H69V237H70ZM75 236H77V235H75ZM112 236H113V235H112ZM112 236H110V237H112ZM122 236H124V235H122ZM129 236H130V235H129ZM194 236H195V235H194ZM197 236H199V235H197ZM197 236H196V237H197ZM203 236H201V237L203 238ZM241 236H240V238H241ZM247 236H248V234H247ZM250 236H248V238H249ZM262 236H263V234H262ZM262 236H261V237H262ZM102 237H101V238H102ZM110 237L108 238L109 240H110ZM196 237H194V239H195ZM209 237H210V236H209ZM243 237H242V238H243ZM261 237H258V238H261ZM48 238H49V235H48ZM53 238H54V237H53ZM73 238H74V237H73ZM75 238H77V237H75ZM82 238L84 239V236H83ZM96 238H97V237H96ZM98 238L100 239V237H98ZM112 238H116V237L113 236ZM126 238H127V237H126ZM198 238H200V237H198ZM206 238H208V237H206ZM242 238H241V240H242ZM258 238H257V239H258ZM62 239H64V238H62ZM65 239H66V237H65ZM80 239H81V237H80ZM87 239H88V238H87ZM117 239H118V238H117ZM117 239H116V240L113 239V240H115V242H117V241H119V240H117ZM131 239H132V238H131ZM210 239H211V237H210ZM243 239L245 240L246 238H243ZM250 239H251V237L249 238V240H250ZM255 239H256V238H255ZM257 239H256V240H257ZM263 239H264V237H263L261 240H263ZM36 240H37V239H36ZM53 240H54V239H53ZM55 240H56V239H55ZM81 240H82V239H81ZM97 240H98V239H97ZM97 240H96V241H97ZM100 240L102 241V239H100ZM111 240H112V239H111ZM195 240H196V239H195ZM215 240L213 239V240H211V242H213V241H215ZM229 240H230V241H229ZM238 240H239V239H238ZM244 240H243V241H244ZM258 240H260V239H258ZM51 241H52V240H51ZM123 241H124V240H123ZM125 241H126V239H125ZM198 241H202V239H200V240L198 239ZM198 241H196L195 243H197ZM208 241H209V240H208ZM253 241H254V239H253ZM29 242H30V241H29ZM45 242H46V241H45ZM60 242H61V241H60ZM103 242H106V241H103ZM134 242H135V241H134ZM193 242H194V240H193ZM229 242H230V243H229ZM238 242H239V241H238ZM238 242H236V243H238ZM247 242H248V241H247ZM250 242H252V241H250ZM263 242H264V241H263ZM26 243H27V242H26ZM48 243H49V242H48ZM205 243H207V242H205ZM30 244H32V243H30ZM34 244H36V243H34ZM82 244H83V243H82ZM142 244H143V243H142ZM142 244H141V245H142ZM200 244H201V243H200ZM50 245H51V244H50ZM197 245H198V244H197ZM203 245H204V244H203ZM205 245H206V244H205ZM210 245H211V244H210ZM226 245H227V246H226ZM229 245H230V247H229ZM234 245H235V244H234ZM23 246H24V245H23ZM28 246H31V245H28ZM28 246H27V247H28ZM101 246H103V248H102ZM101 246L99 247V249H102V250H103L104 248H106L107 245H106V244H105V245L103 244V245H101ZM195 246H196V245H195ZM206 246H207V245H206ZM206 246H205V247H206ZM16 247H17V246H16ZM207 247L209 248V244H208ZM207 247H206V248H207ZM212 247H213V246H212ZM227 247H228V248H227ZM22 248H23V247H22ZM24 248H25V247H24ZM29 248H30V247H29ZM199 248H200V247H199ZM214 248H215V247H214ZM231 248H232V247H231ZM231 248H230V249H231ZM238 248H239V247H238ZM19 249H20V248H19ZM19 249H18V251H19ZM52 249H53V248H52ZM96 249H97V247H96ZM108 249H109V248H108ZM155 249H156V248H155ZM157 249H158V248H157ZM170 249H171V251L173 252V248H170ZM196 249H198V248L196 247ZM230 249H229V250H230ZM232 249H234V247H233ZM232 249H231V250H232ZM263 249H264V248H263ZM20 250H21V249H20ZM22 250L24 251L25 249H22ZM77 250H79V249H77ZM92 250H93V249H92ZM105 250H107V248H106ZM198 250H199V249H198ZM207 250H208V249H207ZM100 251H101V250H99V255H100V254L102 255L103 252H105L104 254L107 253V251H104V250H103L102 252H100ZM171 251H170V252H171ZM175 251L177 252L178 249H175ZM175 251L173 252V253H174V254H173L174 256H175V254H176ZM181 251H182V250H181ZM181 251L179 250L178 252H179L180 254H179L178 252H177V254L180 255V256H183L184 253L181 252ZM196 251H197V250H196ZM196 251H195V252H196ZM200 251H201V249H200ZM233 251H234V250H233ZM6 252H7V251H6ZM19 252H20V251H19ZM152 252H153V251H152ZM170 252H164V251H163V252L160 253L161 255H157V254H156V255L158 256V257H157L158 259H156V261H159V260L161 259V261L163 260V261H162L163 263H162L161 261H159V263L166 264L167 261L165 262L164 260H167V258H169V257H170L171 260H172V258H173V256H172V258H171V255H172L171 253H172V252H171V253H170ZM197 252H198V251H197ZM215 252H216V251H215ZM230 252H231V251H230ZM181 253H182V254H181ZM199 253H200V252H199ZM201 253H202V252H201ZM158 254H159V253H158ZM187 254H188V253H187ZM205 254H206V253H205ZM4 255H7V253L4 254ZM101 255H100V256H101ZM108 255H109V252H108ZM137 255H138V253H137ZM143 255H144V254H143ZM153 255H155V254L153 253L152 256H150V258L153 257ZM178 255H176V256L174 257L175 260H177V256H178ZM100 256H99L98 258H100ZM132 256H133V255H132ZM188 256H189V255H188ZM101 257H102V256H101ZM103 257H104V255H103ZM132 258H134V256H133ZM154 258H156V256H154ZM154 258H151V259H154ZM127 259H128V258H127ZM127 259H126V260H127ZM130 259H131V257H130L128 260H130ZM180 259H182V258H180ZM106 260H107V259H106ZM175 260H172V261H174V262L176 263L178 260H177V261H175ZM145 261H146V260H145ZM151 261H152V260H151ZM134 262H135V259H134ZM137 262H138V261H136V263H137ZM147 262H148V261H147ZM179 262H181V260H179V261L177 262V264H178ZM112 264H113V263H112ZM131 264H133V263H131ZM147 264H148V263H147ZM150 264H152V262H151ZM154 264H158V262L155 263V259H154ZM168 264H169V263H168Z\"/></svg>",
	"mask_w": 264,
	"mask_h": 264
}]
</instances>
